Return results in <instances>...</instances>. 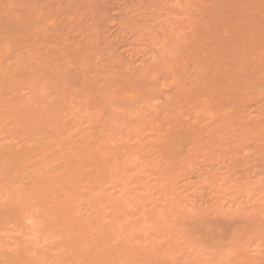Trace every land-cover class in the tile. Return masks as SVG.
Instances as JSON below:
<instances>
[{"label":"rangeland","instance_id":"1","mask_svg":"<svg viewBox=\"0 0 264 264\" xmlns=\"http://www.w3.org/2000/svg\"><path fill=\"white\" fill-rule=\"evenodd\" d=\"M24 1L26 2V4ZM28 1L29 0H27V1L26 0H0V6H1L0 10L3 9V11H0L1 12L0 13V26H1L0 27V30H1L0 31V39L2 38V35H3V39L0 40V67H2V69H3V71H1L2 69L0 68L1 69L0 70L1 71L0 72V130H2V129L4 130V128H8V131H7V129H5L4 131H1L2 133L0 132V137H1L0 143L3 142V143H1L3 145L4 142H7L9 140V142H7L6 144H7V146H9L8 144H12L14 142L13 145H11L12 147L15 146L13 148H16L18 146H20V148H21V145L23 148H26L24 146H26L25 144L28 143V145H27V147H29L28 150L29 149L31 150V148H32L33 152H35V153L30 152L31 154H33V155L29 154V156H30L29 161L30 162H27V164L24 166L18 165L19 167H17V168H19L20 170L13 171V172H17V173L13 174V172H12L13 176L14 175H18V176L22 175L21 176L22 178L18 177V176L17 177L14 176L13 178L11 176L10 177L13 180L15 178V180H17V182H18V180L21 179L19 182H22V183H20V185L22 184V186H20V187L26 188V186H28V188L25 189L26 191L29 190V191H27L28 193H32V191L35 190V188L38 189V187H39L38 185H41V186H43V185L47 186L48 185L47 187L45 186L46 187L45 189L47 191L45 195L49 196L51 199L47 196H45V197L49 198L50 200H48L47 198H45V200H44V198H42V197L38 198L39 204H40V200L42 199V201L45 202L44 205H47L50 203L49 201H52V199L54 201V198H53L54 196L56 198V201H57V199L60 200L59 196H61L64 193V189H65L64 188L65 184H63V182H64L63 179L65 180L66 176H67L68 180H69L70 175L72 174L71 169L72 168H76V170L78 169L77 171L75 169H73V173L74 172L75 173L71 177H73V178L75 177V180L78 181L79 183L71 178L69 180L70 184L68 185L69 181L67 180L68 183H66V186H65L66 189H68L69 194L72 191L73 195L74 194L77 195V197L75 196L77 198V200H75L76 198L74 199L75 201L74 200L72 201L70 199L72 201L71 203H74V206H72L73 205L72 204L71 208L69 206H67L68 204L66 203V202L70 203V201L65 200L66 202L64 205L67 204L66 205L67 207H65V208L69 207L72 211L69 210L70 211L69 212V211H67L68 209L64 210L65 208L62 207L64 205L59 206V204H61L62 202L60 203L58 201L59 202L58 206L63 208V210L65 212L66 211L69 212L70 213L69 216L71 215L70 216L71 219L69 216L66 217L67 214H65V212H62L63 210L60 209L59 207L58 208L60 210L59 209H57L58 211L56 210L58 213V216L55 215L57 213H53V214L51 213V214H49L50 218H51V215L54 218H56L55 216H57L58 222H59V219L62 222L63 220L66 221V218H67L68 221H66V223H68V224H65L64 221H63L64 223L63 222L62 223L64 224L63 225L64 227H65V225H67L66 227H70V229L69 228H65V229L71 230V228H72L73 230L75 229V231L79 229L80 232H81L80 229H82L83 231L81 233L79 231H76V232H78L79 235L84 232L85 235L83 234V236L82 235L78 236L76 234V232L74 233L73 230H71L68 233L72 236V240L75 238L74 236H77V238L81 237L80 238L81 242L80 241L78 242L77 241L78 239H74L75 243L77 241L78 246H81L80 243H85V245H87L88 242H86V240H90V239H88L90 237L92 238L93 241H95V244H96V242H99V240H95L97 238L96 237L94 238V236L101 234L99 236L102 237V239L103 238L106 239V238H108V237H106V233H107V236H108V233L110 234L109 238H108L109 242L107 240H106V242H104L105 239H104V241L100 240L101 244H102V242L107 243L106 245H104V243H103V245L105 247L101 246L102 247L101 250H100V248H101L100 245L97 246L99 249L97 248L94 250V248H96V246L93 245L94 243L91 244L92 240H90L89 243L91 245H93V248H91L92 249L91 250L90 245L87 246L85 249L86 253H88V251H89V253L87 255H89L91 252L92 254H94L93 256H97L98 259L94 257L95 262H94V260L90 261L91 259H94L92 254H90L91 256H88L89 260H88V262H86L87 260H85V259H88V257H86V256L84 257V254L82 257V255L81 256H80V254L78 255V252H77L78 249H79L78 251H80V249H82V248L84 249V247H81V248L78 247V249H77V245H75L76 249H74L75 247H73V251H70V250H68L69 252L67 251L71 255L67 254V252L64 254V252L66 251L65 248H64L65 249V251H64L63 249H61V247H59L60 250H63L62 252L59 250L61 253L58 251V248L56 249L57 251H55V248H53V247H56V246H52L53 242L49 246L52 248H49L48 245L50 244L51 240L53 241V239L51 238L50 242H48V239H49L48 235L51 234V232H49L51 230L50 229L46 230L50 233L49 234L45 231L47 236H48V237L46 236L48 243H44V244H47L46 246H44V244L42 242V244H43L42 247H44V248L47 247V248H45V250L48 249V251L50 253L52 251L51 249H54V252L52 251L54 254L51 253L52 255H54L53 260H50V261H53L55 263L56 258H58L57 261L60 260L59 264H62L61 262H63V264L64 263L65 264H67V263L71 264L70 259L73 260L72 264H77V262H79L78 264H88L90 262H91L90 264H93V262H94V264H99L98 262L101 261L100 259H103L102 263H100V264H113L114 262H116V264H117L120 261L122 262L120 264H128V263H130V261H131L130 264H163L165 262H166L165 264H224V263L225 264H229V263L232 264V262H233V264H239V263L240 264L241 263L242 264H255V263L261 264L262 262L264 263V261H262V259H264V257H263L264 256V253H263L264 252V250H263L264 249V246H263V243H264L263 242V240H264V235H263V232H264V230H263L264 229V200L263 201L261 200L262 196L264 195V194H261V192L264 191V189H263L264 186H260V184L264 185L263 184V182H264V175H263L264 174V172H263L264 171V169H263L264 168V160L263 159L264 158H262L261 161L259 162L260 157L261 156L264 157L263 156L264 155L263 154L264 148H262V147H264V145L262 144V143H264V124H263L264 115H262V114H264V100H263L264 95H262L264 93V91H263L264 90V86H263L264 85L263 84L264 83V71L262 70L264 68V63H263V61H264V59H263L264 58L263 57V55H264V43L263 42L264 41L262 40V39H264V0H51V1L50 0H48V1L47 0H44V1L43 0L42 1L37 0V1H35L36 2L35 4H33L34 0L29 1V3H27ZM21 2H23V3H21ZM30 3H31V6H30ZM40 3H41V6H39ZM45 3H47V4L50 3V6L49 7L46 6ZM32 4H33V6H32ZM36 4L38 5V8L42 9V10H39L38 8H36ZM95 5H96V7H95ZM88 6H89V9H88ZM33 7H34V9H33ZM91 7H92V9H91ZM28 8L32 9L33 12L31 10H29ZM84 8H86V9H84ZM52 9L54 10V12L52 11ZM25 10H27V11H25ZM36 10H37V12H36ZM49 10H51L54 14H52V12ZM5 11L7 12V14ZM45 11H47V12H45ZM28 12H31L32 14L30 13V15H32V17H35V20L38 22H36L34 19L29 20L28 17L30 15H28ZM92 12H93V14H92ZM72 13H74V14L76 13V14L74 15ZM37 14H41V15L43 14V15L42 16L38 15V16H41V17H38ZM90 14H91V16H90ZM52 15H54L53 16L54 18L52 17ZM73 15H74V17H73ZM98 15H101V16H98ZM50 16L53 20L55 19V21L51 22L52 19L50 18ZM55 16H56V18H55ZM42 17L44 19H41ZM25 18H26V20H25ZM48 19H49V22H51V23L46 22V20H48ZM70 19L72 21H70ZM91 19H93V22ZM31 20H33L34 22H32ZM73 20H75V21H73ZM39 21L41 22V24ZM63 21H65V22H63ZM4 23H5V25H4ZM47 23H49V24H47ZM26 24L29 26L31 25L32 27H29ZM33 24L38 25V26H36L40 29L39 30L37 28L38 32L35 29V27H33V26H35ZM43 24H44V26H43ZM72 24H74L73 26L75 28L72 26ZM40 25H41V27H40ZM75 25L76 26L78 25L79 30H77L78 27H76ZM91 25H92V27H91ZM23 26L26 29L25 32H27V30L29 31L27 35L25 34V36L23 35V32L25 30V29L23 30ZM9 27L11 30L7 31V28L9 30ZM88 27H91V28H89V30H88ZM30 28L31 29L34 28L35 31L29 30ZM80 28H84V30L82 29V31H81ZM2 29H3V31H2ZM75 29L77 30V32L75 31ZM63 30H65V31H63ZM12 31L14 32V34H11ZM20 31H22V32H20ZM61 31H63V33ZM71 31H73V33ZM83 31L87 32L88 34L86 33L87 34L86 35L85 33H83ZM4 32H7V33H4ZM79 32H82V34ZM21 33H22V35H21ZM35 33H36V35H35ZM76 33H78L77 36H76ZM94 33H96V36H95L96 38H94L95 40H93L94 36H92V35H94ZM8 34H9V36H8ZM63 34H65V35L63 36ZM68 34H69V37L67 36ZM73 34H74V36H73ZM17 35H18V37H17ZM37 35H38V39H35V37H37ZM254 35L257 36L256 38L258 40L260 38V41H261L260 43L257 39L256 40L258 41V43L253 39V38H255ZM33 36H34V38H32ZM72 37H73V39L71 40L70 38H72ZM74 37L78 40V42H79V39H78V37H79L81 39L80 42L79 43L76 42L77 40H75ZM91 38H92V41H91ZM251 38L254 41H252ZM16 39H18V40H16ZM68 39H69V41H68ZM6 40H9L8 42L11 41L10 46L8 45L9 43L6 42ZM245 41H250L252 43V45L250 46L251 43L249 42L248 44L250 47L249 46L245 47V45L247 44ZM64 42H66L68 46L70 44V48ZM91 42L92 43L93 42L98 43L96 45H99V46L97 47L96 50H95V47H93L91 45L92 44ZM73 43H75L76 50L74 48ZM5 44H6V46H5ZM253 44L255 45V47L253 46ZM63 48L65 51L61 50ZM248 48H249V50L252 51V54L255 55V57H253L252 59H251V56H254V55H251V51H249ZM71 49H72V51H71ZM68 50H70L72 53L70 54ZM246 50H247V52H246ZM58 52L61 54L60 55L61 57L59 56ZM65 53L68 54V58H67V56H65ZM75 53H76V55L78 54V56L74 55ZM248 53H249L250 57H249ZM62 55H64V57ZM72 55L76 56V57L73 58ZM69 56L72 57L70 60H72V61L74 60L75 62H77L78 65L75 64V62L72 63V65L74 64V66L70 65L72 61L69 60V58H70ZM65 57H66V59H65ZM78 57H80V58H78ZM114 57H116V58H114ZM245 57L246 58L249 57L250 59L248 58V61H247V59ZM77 58L79 60H76ZM81 58L82 59L84 58L85 61L86 60L88 61V62H85L83 59V61L88 66L85 67L84 65H86V64L84 62H80V60H82ZM237 59H240V60L238 61ZM255 59L258 62H256ZM63 60L66 62H64ZM68 61H70L69 62L70 64L68 63V65H67ZM89 61H90V63H89ZM96 61H97V64H95ZM236 61H237V63H236ZM250 61L252 62V64L250 63ZM239 62H241V63L244 62V64L241 65L242 69H240V65H238ZM106 63L113 67L112 70H114V72H115V70H117V72H115V73H117V76H118L119 75L118 72H119L121 77H119V78L117 77V79H119V80H117V79L113 80L112 79L113 83H116L115 86H113L114 84L112 83V81H110L111 79H108L109 83L108 82L106 83V81L104 80V83H106L109 86V88L111 87V89L112 88L114 89L117 85L116 93L113 92L114 91L113 89H112L113 91L111 93H113L114 95L116 94V96H120V97H122V95L124 94L123 97L121 98V99H123V104H122V100L120 99V97L116 98V96H113V94L111 95V93L107 94L106 91H105L106 93L103 92L104 90H107V89L109 90L108 86H107V89H102V90L99 88H96L97 89L96 92L98 91V89L101 90L102 91L101 95L103 94L102 96L103 97L105 96V98H106L105 101L108 100V102H110V104L107 102V106H109V105L110 106L106 107V103L104 101V98L100 97L101 95L99 93H96V95L97 94L98 95H97V98L96 97L95 98H96V100L98 99V101H100L101 104H100V102L98 104H95L94 101H96V100L94 99V101H93V96H92V94H95V92H93L95 90V88L92 87L91 88L92 90H90L89 87L88 88L86 87V86H88V84L90 87H91V84H94V83L97 84L95 82V77H98V78H96V81L98 79V81L100 83V81L104 78V76H102V71H100V70H102L101 67L107 66ZM253 63H255L254 64L255 68L253 66ZM258 63L260 64L259 68H262L261 66L263 64V68L260 69V71L261 70L263 71L262 75H258V73H260V74L262 73V71L260 72L258 70V66H257ZM102 64L103 65L105 64L106 66L105 65L103 66ZM79 65H81L80 71H78ZM91 65L92 66L95 65V66L92 67ZM65 66L67 69L64 68ZM71 66H72L71 71L75 70L76 67L78 69V70L76 69L75 71L71 72V74L74 73L73 76L75 75L76 79L72 75H71V77L70 76L66 77L68 75L67 72L70 73V71H68V69L69 68L71 69ZM73 67L75 69H73ZM235 67H237V70ZM247 67H248L249 71H248ZM250 67H252V69H254V70H252ZM94 68H95L96 72L100 73L101 76L98 75L97 73L89 74L88 71L94 72V70H93ZM84 69L85 70L87 69V70L85 71ZM83 70H84V72L82 73ZM240 70H241V72H240ZM234 71H237V73ZM245 71H247V72H245ZM255 71L258 73H256ZM65 72L67 75L65 77H63L65 75ZM75 72H77V73H75ZM234 73L238 74V77L243 73L244 75L242 74V77L241 76L239 77L243 81L239 80V78H237V75ZM95 74H96V76H95ZM255 74H257L258 78L259 77L261 78V76H263V78H262L263 80L260 78H259L260 80H258L256 78ZM122 75H124V76L122 77ZM245 75L247 77H245ZM100 77H101V79H99ZM60 78H62V79H60ZM66 78H68V79H66ZM124 78L126 81L130 79L131 84L130 83L129 84L132 85V83H133L134 85L131 87L130 86L128 87L129 81H127L126 83L124 82V84H125L124 85L122 82V81H125ZM247 78L254 80L255 83L251 84V83H253L252 80H251L252 81L251 83H248L250 81H247V80H250V79H247ZM255 78L258 80V82ZM70 79H73V80H70ZM83 79L85 81L86 80L89 81L88 84H85L83 82L85 84V86H83L84 84L81 82ZM236 79L239 82L241 81V83L243 82L242 83L243 85H244L245 81H247L248 84L245 83L244 87L241 84L238 85L239 82H237ZM62 80H64V81H62ZM69 80L72 83H70ZM234 80L237 83H235ZM61 81H62V84L64 82H67V83H64V85H62L61 83H59ZM117 81H118V83L121 81V83H119V85H118ZM232 81L234 83L231 85L232 86V88H231L228 85H230V83H232ZM80 82H81V84H80ZM256 82L260 87L255 86ZM53 83L55 84L56 87L52 86ZM57 83H59L60 85H57ZM74 83L76 86L74 85ZM86 83H87V81H86ZM101 83L103 84L102 81H101ZM65 84H67V85H65ZM78 84L79 85L83 84L82 85L84 87L83 89H85V87H86L87 90L82 91L81 90L82 87L79 86ZM234 84L237 86L235 87ZM250 84H251V88L253 85L255 86V87H253L254 90H253V88L251 90L250 89L246 90V88H247L246 85L249 86L248 88H250ZM61 85L64 87L63 89H61L62 88ZM121 85H122V88L120 87ZM126 85L128 88L126 87ZM240 85L242 86V88ZM59 86H60L61 92L59 90L57 91ZM66 86H68V88ZM75 87H77L76 90H75ZM125 87H126V90L124 89ZM133 87H136V88L133 89ZM138 87H139V90H136V92L140 91V89H141L142 93L138 92L139 94L135 95V93H136L135 89H138ZM104 88H106V86ZM118 88H119V90H118ZM131 88L134 90L135 100L138 99L136 101L135 100L132 101L130 99V98H133V94L131 93V92H133V90ZM229 88H231V89L229 90ZM255 88H256V90H255ZM120 89H122V92H120L121 91ZM128 89H129V93H128L129 96L127 97V94L124 92L125 91L128 92ZM130 89H131V91H130ZM242 89H243V92H245L246 94L245 93L241 94ZM258 90H261L260 91L261 93L258 92ZM78 91H79V93H78ZM80 91H82L83 93L85 91L84 94H86L88 91L87 95H85L88 97V99L86 97L87 100L83 99V97H82L83 93L82 92L80 93ZM90 91L92 94H90ZM225 91L227 93L229 91H231V92L226 94ZM238 91L240 92V95H238L239 94ZM247 91L251 95H249V94L247 95ZM250 91H251V93H250ZM256 91H257V93L255 96L257 98H260L261 100L260 99L257 100V98L254 97L253 93ZM74 92H77L78 94H76ZM236 92H238V94ZM202 93H203V96H202ZM234 93H236V95H238V97L239 96L241 97L243 95L241 100H240L241 103L239 101L240 98L236 99L237 97L233 96V95H235ZM62 94H63V96L65 94V97H63ZM141 94H143V95H141ZM230 94L233 96V101H236V102L238 101V104L236 102L233 103L232 101H230L232 99V97H231V99L229 97V96H231ZM257 94H259L258 96H260V95L261 96L258 97ZM96 95H94V96H96ZM106 95L107 96L109 95L108 99H107ZM139 95H141V96H139ZM205 95H206L207 99H205L206 98ZM226 95H228V96H226ZM142 96H143V98H142ZM110 97L111 98L114 97V98H112V102L110 100ZM125 97L127 100L124 99ZM178 97H179V99H178ZM243 97H245V99H243ZM248 97L251 99L248 100ZM115 98L117 100L120 99L118 101H119V103H121V105H124L122 107H124L125 109L124 108L121 109L122 107L120 104H118V101H116L117 104H115L116 102L114 103V101L116 100ZM222 98H223V100H222ZM234 98H235V100H234ZM254 98H256V99H254ZM200 99H201V101H200ZM202 99L203 100L205 99V101L207 103L205 104V101H203ZM141 100L145 104L142 103ZM176 100H178V102ZM226 100H227V102H224ZM146 101H147L148 105L146 104ZM194 102H196L197 106H200L199 107L200 109L197 108L196 105H194ZM208 102H209V105L212 103L213 104L212 107H214L215 109L211 108L208 105ZM175 103H176V105H175ZM179 103H180V105H177ZM199 103H201L202 105ZM222 103L223 104L225 103V106L222 105ZM203 104H204V107H203ZM230 104H231V108H232L231 110H229V108L228 109L226 108L227 106L229 107ZM239 104L240 105L242 104V106L243 105L244 106L240 107ZM205 105H206V107H205ZM207 105L210 108L207 107ZM100 106L102 108H100ZM219 106H221L222 108ZM235 106H237V107L239 106V110L241 112L238 110H237L238 112H236V110H234ZM237 107H236V109H238ZM103 108H105V109H103ZM196 108L198 111L196 110ZM205 108H208L209 110L208 109L204 110ZM220 108H221V110H220ZM181 109L183 111H180ZM224 109L225 110L227 109L229 111L226 110L227 112L224 113ZM176 110L179 111L180 116L177 115L178 118L176 117V114H175V113H178V111H176ZM218 110L220 112H218ZM222 110H223V112H221ZM256 110L261 111V114L259 111L257 112ZM202 111H204L203 112L204 114L202 113ZM206 111H207V113H206ZM242 111H243V113L245 111V113H244L245 115L242 114ZM180 112H182V113H180ZM191 112L194 114H191ZM210 112H212V113H210ZM213 112L215 114L218 113L217 114L218 116H219V113H221V116L224 115L223 119H224V117L226 119L227 114L229 115L230 112L231 113L236 112L235 114H237L236 115L237 117H238L239 112L241 113V115H240V117H238L239 118L238 119L237 117H234L235 115L233 113H232L233 115L230 113L231 117H233L231 123L229 121V119L231 117H229V116H228L229 119L227 117L228 121H225V119H224V121L227 123L229 122L228 124L231 126H229L227 123H225V125H227L225 127V125L224 126L222 125V124H224V122H223V119L221 118V116H220V118L218 117V119H217V117H216L217 115H215ZM255 112H257L259 114L256 113L257 116H255ZM246 113L247 114L249 113V114L247 115ZM198 114H199V116H198ZM208 114H210V116L212 114L211 118L209 116H207ZM213 114L215 115V121L216 122L214 121ZM168 115H170V116H168ZM201 115L203 117H200ZM205 115L207 116V119H206V117H204ZM261 115H262V117H261ZM163 116H164V122H163V124L160 125V122H162ZM171 116L174 119V121H171V119L169 118ZM251 116H253V117H251ZM179 117H180V119H179ZM212 117H213V119H212ZM166 118H167V121H166ZM240 118L241 119L244 118L245 121L247 118H249V121H250V119H252V121H250L248 123V119L245 122V121H243V119L241 121ZM193 119H194V121H193ZM221 119H222V121H221ZM235 119L237 121V124L234 123V122H236ZM165 121L166 122L169 121V124L167 125V123H165ZM255 121H257V123ZM258 121H260V123H262L263 125L258 124ZM170 122H173V123H171V124H173V125H171L173 129L170 128L171 127ZM232 122H233V124H232ZM241 122H242V124H240ZM251 123H252L253 127L255 128V129L253 128V130H252V125L250 126ZM2 124L5 125V127H3ZM215 124H217V127ZM247 124H249V126H248L249 128L247 127ZM220 125H222V127ZM244 126H246V127H244ZM212 127H215V128L219 127L218 128L219 130H216L215 128H212ZM227 127H229V128L225 130V128H227ZM234 127L235 128L238 127V128H236L237 130L234 129ZM239 128H242V129H240L241 132L240 131L238 132ZM246 128H248V129L246 130ZM259 128H260V130H259ZM232 130H234V134H236L235 135L236 137L234 136ZM214 131L215 132L220 131V132L219 133L216 132L217 133L216 134V133H214ZM242 131H244V132L249 131L248 132L249 134H247L246 132L244 133ZM251 131H254V132L258 131V132H257V134H254V132L250 134ZM230 132H232L233 135ZM236 132H238V133H236ZM260 132H261V134H259ZM241 133H243V135ZM10 134L13 136L8 137L7 135H10ZM169 134H172L171 135L172 137ZM239 134H241L240 136H243V137L238 139ZM253 134L255 135V137ZM4 135H5V137H4ZM2 136H3V138H2ZM18 136H21V137H18ZM22 136H24V137L22 138ZM179 136L182 137L184 141H182L181 140L182 138L180 139ZM247 136L249 138H247ZM25 137H28L27 138L28 140L25 139ZM30 137H31V139L33 137V140H31ZM35 137H38V138L36 139ZM53 137H54V139H55V137L56 138L58 137L60 139L57 138V140H58L57 141L56 139L54 140ZM68 137H69V139H68ZM9 138H11V139H9ZM15 138H17L18 140L17 139L15 140ZM20 138L22 140H19ZM172 138H174V140ZM4 139H6V140H4ZM23 139L27 142H24ZM39 139H41V141H39ZM42 139L43 140L46 139V142H48V143L51 141L54 144H55V141H57L56 142L57 144H55V145L59 144V148H60V146H62V145L63 146H62V148H60V149L58 148V150H55V149H57V147H55L54 144L51 145L52 143L50 142V147H49V144L45 143L49 147L48 148L47 146H44L45 141H43ZM169 139H170V141H169ZM171 139H172V141H171ZM178 139H180L184 143L183 146H181V144H183V143L181 141H180L181 143L178 142L179 141ZM11 140H13V141L10 142ZM175 140H177V141H175ZM15 141L18 143H16ZM20 141H22V142H20ZM59 141L61 144L59 143ZM32 142L33 143L36 142L37 143V144L35 143L36 146L40 142H43V144L40 143L37 147L35 146L37 151H39V152L34 151L35 147H31L32 145L29 146ZM127 142H128V145H130L131 147L127 146ZM142 142H144V143H142ZM169 142L171 143V145ZM139 143L142 146H138ZM172 143H176V145L180 143L177 146V148L180 150H183V151L181 153H179L178 151H176L174 153ZM41 144H42L41 148L44 147L43 148L44 152H40V151H42V149L40 148ZM166 145L168 147H165ZM173 145H175V144H173ZM51 146H52V148L55 147L54 152L52 151L53 149L51 148ZM200 146L202 147L203 150H200V148H201ZM217 146H219L220 148ZM138 147H140V149ZM214 147H217V149H214V150L218 154L220 153V151L222 152L223 149H225L223 151H226V152H227L228 148H230L229 151L231 150V148H233L234 150L232 149L233 151H230L231 153L230 152L229 153L228 152L227 153L222 152L219 154V157L215 153V151H214L215 154L213 155L212 153H210V152H212V150H209L208 152L211 155H213V157H215L217 155L216 156L217 158H215V160H213L214 158H212V156L210 154L205 155V152H207L208 149H212ZM39 148H40V150H38ZM50 148H51V153H47L48 151L50 152V150H49ZM165 148H167L166 150L170 149L169 151H171L170 153L168 151L167 155H170L168 157H167V155L165 156V152H167L165 150ZM177 148L175 149V147H174L175 150H177ZM218 148H219V150H218ZM17 149H19V148H17ZM89 149H90V151H88ZM125 149H126V151H125ZM259 150H261L262 153ZM126 152H128V153H126ZM163 152H164V154L161 155ZM39 153L41 155H42V153L49 154V155L45 156V158L49 156L46 160L47 162L45 161V159L43 157L44 155L42 156V158L45 161V163H44V161H42V158H39L41 160L38 159V157L41 156ZM225 153H226V155L231 154V155H228V157L230 156L231 158L230 157L228 158L226 155H223L222 159H221L220 158L221 154H225ZM232 153H234V154H232ZM236 153H238V156ZM246 153H247V155H246ZM259 153H261V156L258 155ZM36 154L38 157L36 156ZM235 154H236L237 158L235 157ZM131 155L135 158V159H133L134 162H132V163L130 162L131 157H132ZM209 155H210V157L207 158V156H209ZM239 155H243V156L240 157ZM256 155L259 158H257ZM34 156L37 157L36 161H33V160H35L32 158ZM163 156H165V157L163 158ZM224 156L226 159L223 158ZM232 156L234 157L235 160L233 159ZM123 157L126 158V159H124L126 161H124L122 159ZM63 158L65 159V161H62V160H64ZM66 158H67V160H66ZM129 158H130V160H129ZM121 159H122V163L125 165V167L123 166V164L121 165ZM217 159H218V163L219 164L221 163L220 165L216 164ZM230 159L233 161V164L235 166H236L237 162L239 164H243V165L240 166L237 163V166H236L237 168H235V167L233 168V164L228 163V160L230 162H232ZM241 159L244 161H242ZM250 159H252L251 161L254 162L253 164H251L252 162L250 161ZM68 160H70V161L72 160L71 162L73 164ZM256 160L260 164H258V166H253L254 164L257 165ZM38 161L40 163H43V164H41V165L38 164L39 163ZM116 161H117V164H116ZM128 161L131 164L128 163ZM235 161H236V163H234ZM246 161H248V163H250V162L251 163L248 165V163H246ZM31 162H33V163L29 164ZM34 162L36 163V167L33 166ZM68 162H70V164H72V165L69 166L70 164ZM224 162L226 163V165ZM46 163H47V165H46ZM244 163H246V164H244ZM63 164L65 166H67V167H64L65 169L64 168L62 169ZM222 164H223V168L221 167ZM261 164H262V166H260ZM30 165L32 167H34V168H32L34 170L37 168L35 171L40 169L41 172H39V171L33 172L34 170L31 169ZM44 165L46 166L45 169L43 168ZM76 165H77V167H76ZM251 165H252V167L248 168V166H251ZM58 166L61 169H58ZM109 166H110V168H109ZM120 166H122V167H120ZM217 166L218 167L220 166V168H218ZM225 166H227V167H225ZM228 166H231V167H228ZM23 167L24 168L27 167V168H25L26 171H28V169L30 170V171L26 172L28 174L27 177H26L25 169ZM111 167H112L113 171H112ZM117 167H119V168H117ZM135 167H137V168H135ZM241 167H243L245 170ZM255 167L257 168L256 171H255ZM67 168H70V169H67ZM120 168H121V170H120V172H118V169H120ZM122 168H126V169H122ZM130 168H132L131 170H133V171L129 170ZM140 168H142L143 171ZM227 168L228 169L233 168L232 170H234V172L238 168L240 170L238 169L239 171L237 170L234 173V172H231L232 170L230 171ZM66 169H67V171H66L67 174H68V172L71 171L68 175H65L66 173L64 171ZM115 169L117 172L115 171ZM210 169H211V171H210ZM220 169H221V171H220ZM222 169L224 171H222ZM246 169L247 170L249 169V171L247 172ZM21 170H23V171H21ZM57 170H58V172L60 170H64V171L62 173L60 171L59 172L60 175H58V177L60 176V178L56 179L57 175L55 176L54 175L55 173H52V172H55ZM216 170H217V173L220 172L219 176H217L218 174L215 173ZM225 170L227 173L225 172ZM253 170H254V172H253ZM114 171H115V173H114ZM121 171H122V173H121ZM123 171H125V172H123ZM126 171H128L129 173L131 172L130 173L131 175H129ZM207 171L210 174L215 171L214 173L216 175L214 173H213L214 176H213V174H211V176H209L210 174L206 175ZM19 172L20 173L22 172V173L19 174ZM58 172L56 174H59ZM99 172H100V175H101V173L103 175V176L101 175L103 177L102 181L100 179L102 177L100 175H99L100 177L98 176ZM104 172L106 173L105 175L103 174ZM224 172L226 173V175H224L225 174ZM237 172H239V173H237ZM249 172H251V173L249 174ZM252 172H253V174H252ZM256 172H258V173L256 174ZM94 173H96V175ZM228 173L230 175H228ZM231 173L234 176H232ZM236 173L237 174L243 173L244 175L247 174L248 178H247V176L245 177L243 174H240V175L244 176V179L243 178L241 179L242 176L240 177V175H237ZM260 173H261V176H260ZM51 174H53L52 177H51ZM120 174H122L123 179L126 180L127 183L130 181L129 184L126 185V182H124V180L121 181L122 176ZM126 174H128V176ZM29 175L34 176L33 180H32V177H30V180L28 179ZM77 175H78V177H76ZM108 175H110V176L114 175V176L110 177ZM205 175L207 177V180H209L208 184H210V183L212 184L216 180L218 183H219V181H220V183L224 182L225 184H222L224 187L219 186L220 183L219 184L214 183L212 185L210 184V186H209L207 184L206 178L204 179ZM222 175L224 177H222ZM45 176H47V177H45ZM49 176L51 177L50 181L46 180V179H49L48 178ZM104 176H105V178H104ZM129 176H131V177H129ZM212 176L214 178L215 177L216 178L214 179ZM226 176H228L231 179V181ZM230 176L236 177L237 179L231 178ZM54 177H55V179H53ZM114 177H116V178H114ZM128 177L130 179L135 178V180L132 181V180L128 179ZM167 177H168V179H170L169 183H165V181L167 182ZM208 177H210V178L208 179ZM211 177L214 180L211 179ZM218 177H220L222 179L224 178V180H226V182L225 181L221 182L222 180H220V178L218 179ZM253 177H256L257 180L254 178L255 180L252 181ZM16 178H18V179H16ZM24 178L28 179V180L26 181ZM42 178L43 179L46 178V179H44L43 184H42V182H40V181H42ZM92 178H93V180L94 179L95 180L93 181ZM246 178H247V180H245ZM87 179H89L88 180L89 182L87 181ZM105 179H107V181ZM233 179L235 181L241 180L240 182H242V183H241V185H239V187L240 186H242V187L237 188V185L239 184V182H235ZM258 179L259 180L263 179V180H261L262 181L261 182ZM60 180H61V182L62 181L63 182L60 183V185H59ZM71 180L74 184L71 182ZM96 180L97 181L99 180V181L97 182ZM195 180H196V182H195ZM198 180H200V181H198ZM201 180H204L205 182L203 181V183L199 184V182H201ZM244 180L247 182H245ZM33 181H34V183H33ZM36 181H38L36 183V184L39 183L38 185L35 184ZM52 181H53V183H51V185L52 186L54 185L53 188L50 187L51 185H49L50 182H52ZM55 181H58V182L55 183ZM91 181H93V183H91ZM17 182H16V184H17ZM19 182H18V184H19ZM23 182H24V184H23ZM31 182L33 183L32 185L29 184ZM44 182H46V183H44ZM161 182H162V184H161ZM186 182H188V184H187L188 188L191 187V188H189V190H190L189 192H188V189L186 187L187 186ZM191 182L195 184L196 190H194V187L192 188V186L194 184H192ZM251 182L254 184L253 186H255V187L252 186ZM77 183L80 185V187H78L79 185ZM99 183H100V185L102 184L101 187H100ZM204 183H206V184L204 185ZM226 183L228 184L229 188H228V186L225 187V185H227ZM235 183H236V185H234ZM245 183H247V185ZM248 183H250V184H248ZM62 184H63V186H62ZM92 184H94V185H92ZM95 184H96V186L99 185L98 187H100L102 190L100 188H96ZM151 184H153L154 187H152ZM197 184L200 186L203 184L204 187H206V185H208V187H206L207 192L210 190L209 187H211L212 189L210 191L213 194V197H212V194L210 193V191L208 193L204 194L201 191V190L205 191L204 189H202L204 187L201 186L199 188V187H197ZM33 185H35L36 187H34ZM55 185H56V187H59V188H56ZM135 185H137L138 187ZM217 185H218V187L222 188V190L220 192H219L220 188H218ZM248 185H251V186L245 187ZM67 186H70L71 188H72V186H75V188L76 189L78 188V190H76L74 187L71 190V188L70 187L68 188ZM102 186H103V188H102ZM160 186H162V187H160ZM165 186H166V188L168 187V190H170V192L173 191L174 193L173 192L169 193L168 190L166 192V190L164 188ZM29 187L31 189H29ZM40 187H39V190L41 191L42 189ZM54 187L56 188V190H54ZM126 187H128V188H126ZM156 187L160 188V190L156 189ZM256 187L257 188L260 187L259 190L262 187L263 190L261 189L260 190L261 192H259L261 196L259 195ZM49 188H52L54 191L53 190L50 191L51 189L47 190ZM92 188H94L95 190ZM120 188H121V190H120ZM129 188H130V190H131V188L134 189V190H131L132 192H134L135 190L140 191V192L135 191L133 193L135 195V198L138 199V201H137L138 206L141 205L139 198H141L142 195L144 196V197L142 196V198H144L143 200H145V201H143L142 204L144 206L146 204L147 206H145V208H143V206H141V208H142L141 210L143 212L147 211V210L144 211V209H149L150 207H152V208H150V211L149 210L148 211L151 212V214L153 213V211L154 212L157 211V215H156V213H154L156 216H152L154 214L151 215V214H149V212H147V215L143 213L145 215V217L147 216V218H149L148 214L151 215L152 218L151 217L149 218L150 223L152 220L154 221V222L152 221V223H151L152 226H150V224H147V225L142 224L143 221L146 223H149V220L147 218H143L144 216L142 217V214L140 213L142 211L139 209L140 207H138V209H137L136 208L137 206H136L135 207L136 211L133 210V207L135 205L127 208V205L134 200L133 199L134 195H131V191L128 190ZM161 188L162 189L164 188L163 191H161ZM208 188H209V190H208ZM223 188H225V190ZM232 188L238 189L237 191H238L239 195L238 194L236 195L235 193H237V192L235 190H233ZM243 188L245 190L247 188H249V189H247L245 191ZM105 189H106V191H105ZM145 189L147 190V192ZM242 189H243L244 193L242 192ZM251 189L257 192L259 198L261 197L260 200H258L259 198L257 195L251 196V194H253V192H254V191L252 192ZM74 190H76V191L74 192ZM80 190H81V192H80ZM86 190H88V191H86ZM118 190L121 192H119ZM126 190L128 191V193ZM143 190H145V191H143ZM198 190L200 192H198ZM40 191H39V193H40ZM62 191H63V193H62ZM99 191H104V193H101V192L98 193ZM122 191L124 193H122ZM158 191H159V194L156 193ZM160 191L162 192V194L164 196L160 195L161 194ZM164 191H165V194L167 193L166 197H165V194L163 193ZM185 191H186V193H185ZM214 191L216 194L214 193ZM247 191H249V192H247ZM35 192H33L32 197L30 196L32 199L39 196L38 193L34 194ZM43 192H45V190ZM43 192H41V193H43ZM48 192H53L52 194H55L54 192H56V194L52 195L50 193L51 195H48ZM65 192H67V191H65ZM110 192L113 194H111ZM221 192H222V194H221ZM225 192H226V194H225ZM92 193L94 194V196ZM119 193H120V195H122V194L124 195V196L123 195L121 196L122 198L124 197L127 199V196H128V199L126 201L132 200L130 202L128 201V204L125 205V207L122 206L125 209H121V212L126 211L125 214H128V212L130 213L131 211H133V212L128 214V216L126 215L127 216V221H126V220H124L125 216H124V218L122 216H120V215H124V212L121 213L120 211L119 212L116 211V213H120V215L118 214L119 218L116 219V214L114 213L113 217H114V220L116 221V223L114 222L115 224H113V225L118 227V225H116V224H119L124 233L126 231H128V226H131V224L133 225V223H135V225L131 228L135 229L137 227L136 231H138L137 229L140 228L141 225L143 226L142 227L143 230L152 227V228H150L149 232L147 230H145V232L147 231L146 233L148 234V236L146 234H144L145 232L143 230L142 231L139 230L144 235V237L146 236L148 238L149 236L150 237L152 236L151 239H150V237L148 239L145 237V240H146L144 243L145 245H143V242H142L143 236L141 233L135 232L136 233L135 234L133 231L130 232L134 236L132 234L128 233L127 237L128 238L130 237L129 239L131 241V242H129V239L128 238L126 239V236L120 234V233L123 234L122 231L120 232L121 229L116 228L117 230H114L113 229L114 226L111 225L112 223H110V220L107 219L108 216L111 217L112 212H114V210H115V209L112 210V208H114L112 206V204H111L112 208L109 207V208H111L110 211H112V212H110L108 210V208H107L108 204L112 203L109 200L113 201L115 199L114 196L116 197L115 200H117L118 199L117 194L119 196ZM147 193H148V195H147ZM188 193H189V196H188ZM217 193L218 194L220 193V196ZM231 193L233 194L232 196L234 198L230 197ZM247 193L249 194V197H248ZM95 194L99 195L100 198L102 197L103 199L102 200L100 199V200H101V202L103 201L105 203L101 204V202L97 199V198H99V196H95ZM172 194H173V196H172ZM174 194L177 195L176 199L179 198V200H181V202L183 204H184V200H185V204L188 202L186 205L184 204L185 208L183 205H181L182 207L180 206L181 202H179V200H177V202L175 201L174 198L176 196ZM214 194L216 197L214 196ZM35 195H38V196H35ZM56 195L59 198H57ZM125 195H127V196H125ZM224 195L226 197H228L227 200H226V197ZM33 196H35V197H33ZM64 196L65 195H63L62 197H64ZM84 196L86 198L88 196L89 199H86ZM92 196L94 197L93 199H97V200H93ZM158 196H161V198L164 197V200H163V198L161 199ZM244 196H246L247 198ZM73 197L74 196L71 195L72 199H73ZM80 197L83 200L85 198V202L82 199H80ZM218 197H220L219 198L220 200H218ZM238 197L241 198V200H239ZM107 198H109V199L107 200ZM119 198H120V196H119ZM166 198H168V200ZM171 198H173L174 200H172ZM215 198L217 200L214 201ZM263 198H264V196H263ZM36 199L37 198H35V200L34 199L33 200L37 204L33 200L32 201H33V204L35 203L34 205H36V207H37L38 202ZM64 199H66V198H64ZM90 199L93 200L94 202L93 201L91 202ZM151 199H152V201H151ZM46 200H48V201L46 202ZM89 200H90V202H89ZM148 200H150V201H148ZM75 202H76V204H75ZM79 202L82 203L83 205L80 204ZM144 202H146V203H144ZM153 202H154V204H153ZM216 202H217V204H216ZM91 203H93V206L96 204V206L93 207L92 205H90ZM156 203H158V204H156ZM177 203H179V205ZM190 203H191V205L194 203V205H193L194 207L198 206L200 204L201 207H199V206L198 207H199V209L203 207L202 210H204V211H201V210L200 211L204 214V215L202 214L203 216L206 215L205 217H207L209 215L213 220L214 216L217 215V216H215V218L213 220V222H216V223L213 224L210 217H208V219H210V222L213 226H211L208 219L205 220L206 219L205 217H204L205 219L203 218L205 220L204 221L205 223H204L203 221H201L203 219L199 218L201 216V215H199V213H197L195 216L197 217V215H199L197 220L199 221V219H200V222L195 221L196 217L193 216L194 217L193 218L191 216L194 215V213L196 212V209L198 207H195L193 209V207H191ZM41 204L43 205V202ZM84 204L88 208H86L84 206ZM155 204H156V206H155ZM174 204L178 205V207L175 206ZM188 204H189L190 208L193 209L195 212H193V210H191V209L189 210ZM214 204H216V205H214ZM87 205H89L90 208ZM99 205H102V206L100 207ZM160 205H162V206H160ZM212 205H214L215 207ZM218 205H220V207ZM78 206L81 208V210L79 209ZM153 206H154V209H153ZM222 206H223V208H222ZM232 206L235 210L233 208L231 209ZM42 207L44 208V206H42ZM42 207L39 208L40 217H41L43 212L45 213L44 210L42 211V209H41ZM92 207L94 209L96 207V209H95L96 211L99 210L97 208L100 207V210H103L104 213H103V211L96 212ZM162 207L163 208L165 207L163 211H161ZM166 207H168V208L170 207L173 211H174V208H176L175 214H174V212L172 213L171 210H168V208H166ZM216 207L219 208V210H217ZM226 207L227 208L229 207V208L226 209ZM101 208H103V209H101ZM177 208H179V209H177ZM33 209H31V211H35V206ZM73 209H74V211H76L75 212L76 215H74ZM91 209H92V211H91ZM128 209H129V211H127ZM166 209H167V211H166ZM223 209H224V211L226 210L225 212H227V211L230 212L229 209H231V212H233V210H234V212L236 210L241 211L242 209L244 211L245 210L246 211L242 212V213L240 212L241 214L238 211H236L235 214L238 216H234L235 215L234 212H233V214L229 213L232 216H230V215L225 216ZM158 210H160V211L158 212ZM179 210L183 211L182 215H181V213L178 212ZM185 210L187 212H189V211H191V213L193 212L192 214L189 212L190 218H188V216H186L188 214L185 215V213H187ZM39 211L35 212V215H36V213L38 214ZM59 211L62 212V215H59V213H60ZM77 211L79 213H77ZM168 211H170V213H168ZM136 212H138V213H136ZM177 212L179 214L176 216ZM197 212H199V211H197ZM201 212H200V214H201ZM215 212H219L221 214L217 213V214L213 215ZM63 213L65 215H63ZM86 213H88V214H86ZM166 213H167V215H166ZM171 213L174 214L175 218H172L174 216ZM237 213H239L240 215ZM85 214L87 217H89V221H90L89 224H94V223H92L94 221L97 224V222L100 220V223L98 222V224H100L101 226L104 224V226H106L105 225L106 222L109 221L107 223L109 226H107V227L113 226L112 229L114 230L113 231L114 234H112V232L110 233L111 230H108L109 228L106 229L104 226H102L101 228L105 229L109 232H107V231H106V233L103 232L105 230H102L99 227L100 225H98V226L95 225V226H96V229H97V227L100 228L102 230V232L100 231L101 233L100 232L98 233V231L100 230L99 229V230H97V232L95 234L96 230L95 231L93 230L95 228L94 226H93L94 228L89 227L90 225H88L86 227L87 223H85V221L87 222V220L85 218H87V217L85 216ZM101 214H104V215L106 214V217H103V215H101ZM134 214H136L138 216H135ZM161 214L166 215L165 217L168 216L169 218L170 217L171 218L170 219L168 217L165 218L164 215H162L163 217L160 219L159 217H161ZM223 214H224V218L225 217L228 219L232 218V219H229L230 222L228 219L227 220L224 218H223L224 220L222 219ZM39 215H38V217H39ZM44 215L45 214H43L42 216H44ZM77 215L80 216L79 219L77 218L78 217ZM90 215H92V216L94 215V216L90 218ZM100 215L105 221L102 218H100ZM129 215H131L130 218H129ZM179 215H180V217H178ZM64 216L66 218L62 219V217H64ZM181 216H183L185 221H186V219L188 221L185 222ZM203 216H201V217H203ZM218 216H219V218L217 219ZM95 217H96L97 221L94 220ZM121 217L123 218L124 221L122 220ZM133 217H135L134 219L136 221L133 220ZM47 218H49V216ZM164 218L167 219L168 222H167V220H164ZM180 218H181V220H180ZM72 219H76V221L78 223ZM90 219H92V220H90ZM155 219L157 220V223H156ZM162 219H163V221L161 222ZM172 219L175 220L176 223L178 220H180L177 223L178 225ZM215 219L218 222L221 221L222 223H220V224L223 225V227H221L220 225H219L220 227H217L218 225H217V221ZM39 220H41V218H39ZM42 220H43V218H42ZM70 220L72 223L69 222ZM111 220L113 222V219H111ZM117 220H119V221L117 222ZM121 220H122V222H121ZM128 220H130V221H128ZM140 220H142V221H140ZM52 221L55 222V220H52ZM81 221H82L83 227L80 226V228L78 227V229H77V226H79L78 224H80ZM103 221L105 223H102ZM125 221L127 222L126 224H125ZM132 221H133V223H132ZM181 221L184 223H182ZM158 222L159 223L161 222V224H158ZM195 222L197 223V225L199 227L203 224L202 225L203 227L200 228V229L203 228V230H202L203 234H202V232L201 233L198 232V235H197V231L196 232L194 231V229L197 230L199 228ZM208 222H209V224H206ZM223 222H224V224L226 223L225 224L226 226H224ZM128 223H130V224L128 225ZM165 223H169V224L165 225ZM227 223L229 225H227ZM55 224H56V222H55ZM59 224H61V223H59ZM69 224H70V226H68ZM122 224H124L125 226L124 225L122 226ZM175 224L177 225V227H175ZM204 225H205V227H204ZM207 225L211 226L212 230L209 227H206ZM63 226L60 225L59 227L61 228ZM192 226H194L196 228L198 227V228L196 229V228H193ZM215 226H216V228H218L219 231H220V229L222 231V228L225 227L226 232L224 230V232L220 231L223 234H221V233H218V235L214 234V230L216 229ZM46 227L48 228L49 226H46ZM46 227H44V228H46ZM84 227L86 229H84ZM111 227H110V229H111ZM125 227H127L126 228L127 230L125 229ZM157 227H158V229H156ZM181 227H183L182 230H180ZM226 227H228L229 230L226 229ZM60 228H58V230H57V228L56 229L54 228V230H57V231L53 233L54 230H52L53 235L56 236V235H59V234H56L57 232H59V233L63 232V231H60ZM63 228H62V230H63ZM91 228L93 231H91ZM131 228H130V230H131ZM167 228H170V229H168V231L166 232L165 230H167ZM173 228H174V230H176L175 232L173 230H171ZM200 229L198 231H201ZM207 229H209V231L212 232V233L210 232L212 235L208 232L210 234L211 238L209 237L208 233L206 232ZM237 229H239V230L242 229V231L240 230V232H239V230L237 231ZM86 230H87V232L91 231L92 234L90 235L89 232L88 233L86 232L87 233L86 234L85 233ZM151 230L152 231L154 230V231L151 232ZM160 230L162 233L163 232L165 233L166 240L170 239V242H168L169 240L166 241L165 239L162 241L159 240V238L164 236V234H162L160 232ZM218 230H217V232H218ZM115 231H117L121 235V236H119V234H118V236L120 237L119 240L115 239L117 237L116 236L117 232H115ZM171 231H172V233H171ZM190 231H192L193 233L191 234ZM67 232L68 231H65V233L63 232L64 234L62 233L64 237L67 234ZM156 232L158 234H160L161 236L158 235L159 238L156 237L157 240L155 242L156 238H154V237L157 236ZM227 232L228 233L233 232V233H235V235H238V236L236 238V236L233 234L235 236L234 239L235 238L236 239L234 241H232L233 239H229L230 235L232 236V234L229 235V234H227ZM238 232H239V234H237ZM73 233L75 235H73ZM225 233L229 237L224 235ZM240 233L242 236H240ZM129 234H130V236H129ZM154 234H155V236H154ZM169 234L170 235L172 234V235L170 236ZM213 234L215 235V237L218 236V243L215 242L217 240H214L215 237L213 238V236H214ZM219 234H221V236L223 235V238L226 236V239H224V241H225L224 244L220 243V241H219L220 235ZM255 234L256 235L258 234L257 237L255 236ZM102 235L105 237H103ZM136 235L137 236L139 235L142 238L141 237L139 238V236L135 238ZM167 235H169V238ZM190 235L192 236L191 238H190ZM259 235H260V237H259ZM114 236H116V237H114ZM122 236H124V237H122ZM205 236H207V237L204 239ZM66 237H68V235H66ZM110 237H112V238L110 239ZM165 237H163V238H165ZM53 238H55V237H53ZM57 238H59V237L57 236L54 239V242ZM60 238H63V237H60ZM60 238H59V240H60ZM65 238L61 239L60 241L62 242ZM69 238H67V240L70 241L71 237H69ZM134 238L135 239L138 238L139 241L135 240ZM200 238H202V239L200 240ZM140 239H141V241H140ZM152 239H154V240H152ZM203 239H204V241L202 242ZM210 239H211V241H210ZM215 239H217V238H215ZM57 240H56V242H57ZM206 240H207V242H205ZM212 240H214V243ZM60 241H58V242H60ZM135 241H137V242H135ZM56 242L54 243V245H56ZM58 242H57V244H58ZM125 242L126 243L128 242L130 245L132 243H134V244H132V248H130V245L128 243H127L128 245H126ZM147 242H148V244H147ZM151 242H153V244H151ZM208 242H211V243H208ZM221 242H223V239L221 240ZM32 243L34 244V242H32ZM38 243L41 246L40 241ZM69 243L68 244L66 243V244L70 245ZM71 243H73V242H71ZM62 244H63V242H62ZM74 244H72V246ZM219 244L221 247L217 246ZM36 245H38V244L36 243ZM96 245H98V244H96ZM138 245L141 246V247L139 246L141 248V250H140V248L136 249V248H138ZM151 245H152V247H151ZM223 245H226L225 246L226 248ZM122 246H124L126 248H124ZM147 246H149V247H147ZM215 246H217L216 248H218V249H214ZM42 247H40V249L38 247L37 248H38V250L43 251L41 249ZM66 247H68V246H66ZM88 247H89V250H87ZM70 248H71V246H70ZM127 248H129V251ZM142 248L144 250V253L142 252L143 251ZM167 248H168V250H167ZM121 249L122 250L124 249V250L122 251ZM130 249H131V251H130ZM149 249L152 250V253H151V250H149ZM97 250H99V251H97ZM139 250L142 253V255L139 252ZM146 250H148L150 252V253L148 252L150 254V256L148 255L149 257L147 256L148 253H145ZM162 250H165L166 252L162 251ZM48 251H44V255L46 254L48 256V258L46 257V255L43 258L44 259L46 258L49 260L52 258H49V255H51V254H49ZM114 251H115V253H114ZM42 253L43 252H40V254H42ZM75 253H77V256L75 255ZM80 253L82 254V250L80 251ZM83 253H85V252H83ZM86 253H85V255H86ZM111 253H112V255H111ZM121 253L125 254L124 257H123V255H121ZM126 253H129V254L132 253V254H131V256L130 255L128 256ZM159 253L163 254V256H165V257L162 258V255L160 254V256H159ZM115 254H117V255L115 256ZM137 254H139V255H137ZM145 254H146V256H144ZM167 254H168V256L166 257ZM212 254H214V256L217 258L216 259L214 257V259H216V260L213 259ZM72 255H74V256L72 257ZM219 255H220V257H219ZM66 256L67 257L70 256L69 259L66 258ZM113 256L115 257L114 259H116V260L118 258H120L119 261L118 260H117L118 262L115 261L113 259ZM117 256H118V258H117ZM134 256H136V257H134ZM261 256L263 257L262 259H260ZM54 257H55V259H54ZM80 257H81V259H80ZM90 257H92V258H90ZM126 257H130V258L133 257L132 258L133 260H131L130 258H126ZM218 257H219V260L222 261V263L220 261H218ZM226 257H228V258H226ZM223 258H224V260H223ZM77 259H79L80 261L79 260L77 261ZM96 259L99 261L97 262ZM165 259H166V261H165ZM65 260L67 261V263L65 262ZM84 260H85V262H84ZM128 260H129V262H128ZM161 260H163V261H161ZM230 260H232V261H230ZM45 262H47V260ZM45 262L42 264H45ZM53 262H49V264H54ZM226 262H228V263H226ZM57 264H58V262H57Z\"/></svg>","mask_w":264,"mask_h":264},{"label":"bare ground","instance_id":"2","mask_svg":"<svg viewBox=\"0 0 264 264\" xmlns=\"http://www.w3.org/2000/svg\"><path fill=\"white\" fill-rule=\"evenodd\" d=\"M26 1H27V0H26ZM29 1H32V0H29ZM29 1H28L27 3H29ZM35 1H37V0H34L33 4L36 3ZM38 1H40V0H38ZM41 1H42V0H41ZM43 1H44V0H43ZM47 1H48V0H47ZM50 1H51V0H50ZM50 1H49V2H50ZM24 2H25V1H24ZM21 3H23V2H21ZM38 3H39V2H38ZM50 3H51V2H50ZM50 3H48V4L45 3V4H46V6L49 7V6H50ZM25 4H26V2H25ZM33 4H32V6H33ZM91 4H92V3H91ZM94 4H95V3H94ZM15 5H16V4H15ZM22 5H23V4H22ZM42 5H43V4H42ZM51 5H52V4H51ZM30 6H31V3H30ZM34 6H35V5H34ZM39 6H41V3H40ZM43 6H44V5H43ZM0 7H1V6H0ZM27 7H28V6H27ZM27 7H26V8H27ZM52 7H53V6H52ZM52 7H51V8H52ZM95 7H96V5H95ZM24 8H25V7H24ZM36 8H38V5H37V4H36ZM41 8H42V7H41ZM73 8H74V7H73ZM0 9H1V8H0ZM28 9H29V8H28ZM33 9H34V7H33ZM38 9H39V8H38ZM38 9H37V10H38ZM45 9H46V8H45ZM84 9H86V8H84ZM88 9H89V6H88ZM91 9H92V7H91ZM91 9H90V10H91ZM29 10L32 11V9H29ZM29 10H28V11H29ZM37 10H36V12H37ZM39 10H42V9H39ZM39 10H38V11H39ZM47 10H48V9H47ZM0 11H3V9L0 10ZM25 11H27V10H25ZM49 11H51V10H49ZM52 11L54 12L53 9H52ZM52 11H51V12H52ZM55 11H56V10H55ZM92 11H93V10H92ZM5 12H6V11H5ZM32 12H33V11H32ZM40 12H41V11H40ZM45 12H47V11H45ZM53 12H52V14H54ZM76 12H77V11H76ZM0 13H1V12H0ZM3 13H4V12H3ZM30 13H31V12H28V15H30ZM6 14H7V12H6ZM31 14H32V13H31ZM50 14H51V13H50ZM72 14H74V13H72ZM75 14H76V13H75ZM75 14H74V15H75ZM92 14H93V12H92ZM3 15H4V14H3ZM38 15H41V14H37V16H38ZM42 15H43V14H42ZM42 15H41V16H42ZM47 15H48V14H47ZM58 15H59V14H58ZM74 15H73V17H74ZM6 16H7V15H6ZM9 16H10V15H9ZM9 16H8V17H9ZM41 16H38V17H41ZM44 16H45V15H44ZM53 16H54V15H52V17H53ZM90 16H91V14H90ZM98 16H101V15H98ZM10 17H11V16H10ZM10 17H9V18H10ZM25 17H26V16H25ZM75 17H76V16H75ZM94 17H95V16H94ZM11 18H12V17H11ZM47 18H48V17H47ZM50 18H51V16H50ZM53 18H54V17H53ZM55 18H56V16H55ZM2 19H3V18H2ZM28 19H29V20H30V19H34V20H35V17H32V15H30V16L28 17ZM41 19H44V18L42 17ZM41 19H40V20H41ZM45 19H46V18H45ZM51 19H52V18H51ZM6 20H7V19H6ZM6 20H5V21H6ZM18 20H19V19H18ZM25 20H26V18H25ZM38 20H39V19H38ZM62 20H63V19H62ZM75 20H76V19H75ZM75 20H73V21H75ZM91 20H92V22H93V19H91ZM99 20H100V19H99ZM31 21L34 22L33 20H31ZM35 21H36V20H35ZM41 21H42V20H41ZM43 21H44V20H43ZM53 21H55V19H54V20L52 19L51 22H53ZM70 21H72V20L70 19ZM94 21H95V20H94ZM3 22H4V21H3ZM3 22H2V23H3ZM18 22H19V21H18ZM26 22H27V21H26ZM36 22H38V21H36ZM39 22H40V21H39ZM46 22H49V19L46 20ZM51 22H49V23H51ZM63 22H65V21H63ZM29 23H30V22H29ZM49 23H47V24H49ZM72 23H73V22H72ZM76 23H77V22H76ZM22 24H23V23H22ZM40 24H41V22H40ZM74 24H75V23H74ZM74 24H72V26H73ZM4 25H5V23H4ZM7 25H8V24H7ZM10 25H11V24H10ZM24 25H25V24H24ZM26 25H27V24H26ZM33 25H35V24H33ZM93 25H94V24H93ZM19 26H20V25H19ZM27 26H29V25H27ZM36 26H38V25H35V26H33V27H35V29L37 30L38 27H36ZM43 26H44V24H43ZM75 26H76V25H75ZM94 26H95V25H94ZM0 27H1V26H0ZM5 27H6V26H5ZM29 27H32V26L30 25ZM29 27H28V28H29ZM40 27H41V25H40ZM73 27H74V26H73ZM76 27H78V25H77ZM91 27H92V25H91ZM91 27H88V30H89V28H91ZM42 28H43V27H42ZM74 28H75V27H74ZM24 29H25V28H24V26H23V30H24ZM35 29H34V28H33V29L30 28L29 30H31V31L34 30V31H35ZM38 29H39V28H38ZM76 29H77V28H76ZM76 29H75V31L77 32V30H79V27H78L77 30H76ZM82 29L84 30V28H80L81 31H82ZM4 30H5V29H4ZM10 30H11L10 27H9V30H8V28H7V31H10ZM13 30H14V29H13ZM39 30H40V29H39ZM41 30H42V29H41ZM0 31H1V30H0ZM2 31H3V29H2ZM25 31H26V29H25L24 32H23V35H24V36H25V34L27 35L28 32H29L28 30H27V32H25ZM31 31H30V32H31ZM63 31H65V30H63ZM63 31H61V32L63 33ZM12 32H13V31H12ZM12 32H11V34H14V32H13V33H12ZM20 32H22V31H20ZM20 32H19V33H20ZM37 32H38V30H37ZM59 32H60V31H59ZM66 32H67V31H66ZM71 32L73 33V31H71ZM2 33H3V32H2ZM4 33H7V32H4ZM31 33H32V32H31ZM79 33L82 34V32H79ZM83 33L86 34L87 32L83 31ZM40 34H41V33H40ZM59 34H60V33H59ZM87 34H88V33H87ZM87 34H86V35H87ZM92 34H93V33H92ZM21 35H22V33H21ZM35 35H36V33H35ZM64 35H65V34H63V36H64ZM70 35H71V34H70ZM77 35H78V33H76V36H77ZM4 36H5V35H4ZM8 36H9V34H8ZM43 36H44V35H43ZM67 36L69 37V34H68ZM73 36H74V34H73ZM76 36H75V37H76ZM81 36H82V35H81ZM84 36H85V35H84ZM92 36H94V37H93V40H95L94 38H96V37H95V36H96V33H94V35H92ZM254 36H255V35H254ZM254 36H253V37H254ZM17 37H18V35H17ZM17 37H16V38H17ZM27 37H28V36H27ZM61 37H62V36H61ZM75 37H74V39L77 40V39H76L77 37H76V38H75ZM86 37H87V36H86ZM253 37H252V38H253ZM256 37H257V36H255V38H253V39H254L257 43H258V41H259V43H260V42H261V41H260V38H259V40H258ZM259 37H260V36H259ZM13 38H14V37H13ZM13 38H12V39H13ZM32 38H34V36H33ZM63 38H64V37H63ZM66 38H67V37H66ZM89 38H90V37H89ZM252 38H251V40H252ZM2 39H3V35H2V38H1L0 40H2ZM18 39H19V38H18ZM18 39H16V40H18ZM35 39H38V35H37V37H35ZM40 39H41V38H40ZM70 39L72 40L73 37L70 38ZM78 39H79V42H80L81 39H80L79 37H78ZM256 39H257L258 41H257ZM4 40H5V39H4ZM4 40H3V41H4ZM9 40H10V39H9ZM9 40H6V42H8ZM66 40H67V39H66ZM89 40H90V39H89ZM98 40H99V39H98ZM248 40H249V39H248ZM251 40H250V41H251ZM254 40H252V41H254ZM262 40L264 41V39H262ZM3 41H2V42H3ZM19 41H20V40H19ZM21 41H22V40H21ZM68 41H69V39H68ZM91 41H92V38H91ZM250 41H245V42L248 44ZM10 42H11V41H10ZM10 42H8L9 44L7 43L9 46H10V44H11ZM16 42H17V41H16ZM74 42H75V41H74ZM76 42H78V40H77ZM79 42H78V43H79ZM95 42H96V41H95ZM97 42H98V41H97ZM245 42H244V43H245ZM13 43H14V42H13ZM64 43H66V42H64ZM71 43H72V42H71ZM91 43H92V42H91ZM91 43H90V44H91ZM93 43H94V42H93ZM93 43H92L91 45H92L93 47H95V50H96L97 47H98L99 45H96V44H98V43H94V44H93ZM250 43H251V42H250ZM254 43H255V42H254ZM263 43H264V42H263ZM73 44H74V48H75V43H73ZM247 44L245 45V47H248V46H249V44H248V45H247ZM261 44H262V43H261ZM66 45H67V43H66ZM78 45H79V44H78ZM78 45H77V46H78ZM91 45H90V46H91ZM95 45H96V46H95ZM251 45H252V43L250 44V46H251ZM5 46H6V44H5ZM63 46H64V45H63ZM67 46H68V45H67ZM67 46H66V47H67ZM71 46H72V45H71ZM92 46H91V47H92ZM250 46H249V47H250ZM253 46L255 47L254 44H253ZM258 46H259V45H258ZM258 46H257V47H258ZM7 47H8V46H7ZM68 47L70 48V44H69ZM93 47H92V48H93ZM254 47H253V48H254ZM260 47H261V46H260ZM64 48H65V47H64ZM64 48L61 49V50L63 51ZM72 48H73V47H72ZM74 48H73V49H74ZM258 48H259V47H258ZM9 49H10V48H9ZM65 49H66V48H65ZM99 49H100V48H99ZM99 49H98V50H99ZM245 49H246V48H245ZM256 49H257V48H256ZM57 50H58V49H57ZM57 50H56V51H57ZM66 50H67V49H66ZM75 50H76V48H75ZM77 50H78V49H77ZM248 50H249V48H248ZM253 50H254V49H253ZM56 51H55V52H56ZM64 51H65V50H64ZM68 51H69L70 54L72 53V52H71L72 49H71V51H70V50H68ZM99 51H100V50H99ZM249 51H251V50H249ZM254 51H255V50H254ZM66 52H67V51H66ZM246 52H247V50H246ZM256 52H257V51H256ZM67 53H68V52H67ZM67 53H65V56H67V58H68V54H69V53H68V54H67ZM82 53H83V52H82ZM82 53H81V54H82ZM58 54H59V56L61 55L59 52H58ZM58 54H57V55H58ZM74 55H76V53H75ZM248 55H249V53H248ZM251 55H254V54H252V51H251ZM62 56L64 57V55H62ZM72 56H73V55H72ZM76 56H78V54H77ZM76 56H73V58L76 57ZM60 57H61V56H60ZM69 57H70V56H69ZM249 57H250V55H249ZM249 57H247V58L245 57V58L247 59V61H248V58H249ZM253 57H255V55H254V56H251V59H252ZM263 57H264V55H263ZM71 58H72V57H70L69 60H70ZM78 58H80V57H78ZM78 58H77L76 60H79ZM114 58H116V57H114ZM245 58H244V59H245ZM260 58H261V57H260ZM65 59H66V57H65ZM81 59H82V58H81ZM83 59H84V58H83ZM83 59L80 60V62H84L85 59H84V61H83ZM249 59H250V58H249ZM261 59H262V58H261ZM263 59H264V58H263ZM237 60L239 61L240 59H237ZM63 61H64V60H63ZM70 61H72V60H70ZM70 61L67 62V65H68V63H69ZM245 61H246V60H245ZM253 61H254V60H253ZM255 61H256V59H255ZM261 61H262V60H261ZM64 62H66V61H64ZM74 62H75V61L73 60V61L71 62V64H70V63H69V64L72 65V63H74ZM85 62H88V61L86 60ZM85 62H84V63H85ZM103 62H104V61H103ZM241 62H242V61H241ZM241 62H239V64H238V65H240V69H242V68H241V65L244 64V62H243V63H241ZM256 62H258V61H256ZM78 63H79V62H78ZM89 63H90V61H89ZM89 63H88V64H89ZM92 63H93V62H92ZM236 63H237V61H236ZM245 63H246V62H245ZM247 63H248V62H247ZM250 63L252 64L251 61H250ZM263 63H264V61H263ZM75 64H77V62H75ZM82 64H83V63H82ZM85 64H86V63H85ZM95 64H97V61H96ZM106 64H107V63H106ZM251 64H250V65H251ZM254 64H255V63H253V66H254ZM65 65H66V64H65ZM77 65H78V64H77ZM102 65H103V64H102ZM102 65H101V66H102ZM104 65H105V64H104ZM104 65H103V66H104ZM236 65H237V64H236ZM236 65H235V66H236ZM245 65H246V64H245ZM245 65H244V66H245ZM247 65H248V64H247ZM259 65H260V64L258 63L257 66H258V70L260 71V69L263 68V64H262V66H261L262 68H259ZM72 66H74V64H73ZM72 66H71V69L69 68L70 70L68 69V71H70V73L67 72V73H68V75H67L66 72H65V75H64L63 77H65L66 75H67L66 77H68V76L71 77V75L73 76L74 73L71 74V72L75 71V70L77 69V67H76V69L73 67V69H75V70L71 71V70H72ZM80 66H81V65H79V67H78L79 70L77 69L78 71H80ZM84 66L86 67V66H88V65L86 64V65H84ZM84 66H83V67H84ZM91 66H92V65H91ZM94 66H95V65H94ZM94 66H92V67H94ZM98 66H99V65H98ZM105 66H106V65H105ZM108 66H109V67H108ZM248 66H249V65H248ZM92 67H91V68H92ZM99 67H100V66H99ZM0 68L2 69V67H0ZM17 68H18V67H17ZM64 68H66V66H65ZM87 68H88V67H87ZM97 68H98V67H97ZM97 68H96V69H97ZM103 68H104V69H103ZM105 68H106V69H105ZM235 68H236V70H237V67H235ZM244 68H245V67H244ZM250 68L252 69V67H250ZM254 68H255V66H254ZM1 69H0V70H1ZM66 69H67V68H66ZM66 69H65V70H66ZM89 69H90V68H89ZM99 69H100V68H99ZM101 69H102V70H100V71H102V76H104V78L101 80V81L103 82V84L101 83V81H100V83H99L98 79H97L98 82L96 81V78H98V77H95L96 74H95L94 77H95V82H96L97 84H95V83H94V84H91V87H90L89 84H88V82H89L88 80H86V81H87V83H86V81L84 80L85 78L81 81L82 83L84 82L85 84H88V86H86V87H87V88L89 87L90 90H92V89H91L92 87L95 88V90L93 91V92H95V94H92L91 91H90V94H92V96H93V101H94V99L96 100V98H97V95H98V94L96 95V93H99V94L101 95V93H102L101 90H102V89H107V86H108V85H107L106 83H107V82L109 83L108 79H111L110 81H112V79H113V80H116L117 77H118V78L121 77L120 73L118 72L119 75L117 76V73H115V72H117V70H115V72H114V70H112L113 67L110 66V65H108V64H107L106 67H101ZM247 69H248V67H247ZM84 70H85V69H84ZM84 70L82 71V73L84 72ZM86 70H87V69H86ZM86 70H85V71H86ZM91 70H92V69H91ZM93 70H94V72L88 71L89 74H91V73H92V74H93V73H97L98 75H100V73L96 72L95 68H94ZM97 70H98V69H97ZM103 70H104V71H103ZM252 70H254V69H252ZM255 70H256V69H255ZM262 70L264 71V68H263ZM262 70H261V71H262ZM1 71H3V69H2ZM1 71H0V72H1ZM66 71H67V70H66ZM78 71H77V72H78ZM100 71H99V72H100ZM248 71H249V69H248ZM250 71H251V70H250ZM261 71H260V72H261ZM263 71H262L261 74L258 73V72H256V71H255V72L258 73V75H262V74H263ZM77 72H75V73H77ZM234 72L237 73V71H234ZM240 72H241V70H240ZM245 72H247V71H245ZM78 73H79V72H78ZM80 73H81V72H80ZM85 73H86V72H85ZM236 73H234V74H236ZM250 73H251V72H250ZM61 74H62V73H61ZM61 74H60V75H61ZM103 74H104V75H103ZM242 74H243V73H242ZM242 74H241V75L239 74V75L242 77ZM246 74H247V73H246ZM248 74H249V73H248ZM236 75H237V78L240 77V76L238 77V74H236ZM243 75H244V74H243ZM252 75H253V74H252ZM255 75H256V78H257L258 80H260V79L263 78V76H261V78L259 77V78H260V79H259L258 76H257V74H255ZM100 76H101V75H100ZM123 76H124V75H122V77H123ZM253 76H254V75H253ZM63 77H62V78H63ZM73 77H75V79H76V76H75V75H74ZM78 77H79V76H78ZM91 77H92V76H91ZM245 77H247V76L245 75ZM245 77H244V78H245ZM62 78H60V79H62ZM252 78H253V77H252ZM256 78H255V79H256ZM66 79H68V78H66ZM87 79H88V78H87ZM91 79H92V78H91ZM99 79H101V77H100ZM247 79H250V78H247ZM253 79H254V78H253ZM257 79H256V80H257ZM58 80H59V79H58ZM70 80H73V79H70ZM70 80H69V82L72 83ZM104 80L106 81V83H104ZM117 80H119V79H117ZM124 80H125V78H124ZM236 80H237V79H236ZM239 80L243 81L241 78H239ZM251 80H252V79L247 80V81H250V82H248V83H251V82L253 81V83H251V84H254V83H255L254 80H252V81H251ZM258 80H257V82H258ZM262 80H263V79H262ZM59 81H60V80H59ZM62 81H64V80H62ZM62 81L59 82V83L62 84ZM121 81H122V80H121ZM121 81H120L119 83H121ZM127 81H129V82H128V84H129L131 80L129 79V80H127ZM127 81L125 80V81H122V82H123V84H124V82L126 83ZM234 81H235V80H234ZM241 81L239 82V81L237 80V82H239L238 85H239V84L243 85V84H242L243 82L241 83ZM244 81H245V80H244ZM247 81H245V83H247ZM69 82H68V83H69ZM81 82H80V84H81ZM93 82H94V81H93ZM132 82H133V81H132ZM237 82L235 81V83H237ZM257 82H256V84H257ZM55 83H56V82H55ZM59 83H57V85H60ZM64 83H67V82H64ZM64 83H63L62 85H64ZM84 83H83V84H84ZM98 83H99V84H98ZM112 83H113V81H112ZM117 83H118V81H117ZM119 83H118V85H119ZM233 83H234V82L232 81V83H230V85H228V86L232 88L231 85H232ZM245 83H244V85H245ZM248 83H247V84H248ZM83 84H82V85H83ZM85 84H84L83 86H85ZM100 84H101L102 86H101ZM113 84H114L113 86H115L116 83H113ZM128 84H127V85H128ZM130 84H131V83H130ZM130 84L128 85V87H129V86L131 87V86L134 85L133 83H132V85H130ZM135 84H136V83H135ZM228 84H229V83H228ZM251 84H250V88H248L249 86L246 85V87H247L246 90H248V89L251 90L253 87H255V86H259L258 84H257V85L255 84V86L253 85L252 88H251ZM259 84H260V83H259ZM263 84H264V83H263ZM62 85H61V86H62ZM65 85H67V84H65ZM74 85H75V83H74ZM78 85H79V84H78ZM82 85H79V86L82 87L81 90H82V91H83V90H87L86 87H85V89H83L84 87H83ZM104 85L106 86V88H104V87H105ZM111 85H112V84H111ZM111 85H110V86H111ZM124 85H125V84H124ZM124 85H123V86H124ZM127 85H126V87H127ZM136 85H137V84H136ZM138 85H139V84H138ZM241 85H240V86H241ZM244 85H243V87H244ZM260 85H261V84H260ZM52 86L56 87L54 83H53ZM75 86H76V85H75ZM99 86H100L101 88H100ZM228 86H227V87H228ZM234 86L236 87L237 85L234 84ZM234 86H233V87H234ZM261 86H262V85H261ZM263 86H264V85H263ZM66 87L68 88V86H66ZM69 87H70V86H69ZM120 87L122 88V85H121ZM126 87L124 88L125 90H126ZM128 87H127V88H128ZM139 87H140V86H139ZM139 87H138V89H135V92H136V90H139ZM225 87H226V86H225ZM259 87H260V86H259ZM63 88H64V87L62 86L61 89H63ZM73 88H74V87H73ZM73 88H72V89H73ZM76 88H77V87H75V90H76ZM78 88H79V87H78ZM96 88H99V89H101V90L98 89V91L96 92V90H97ZM108 88H109V86H108ZM134 88H136V87H133V89H134ZM231 88H229V90H230ZM239 88H240V87H239ZM241 88H242V86H241ZM56 89H57V88H56ZM79 89H80V88H79ZM112 89H113V88H112ZM112 89H111V87H110L109 90L107 89L108 91H107V90H104L103 92L106 91L107 94H110V93L114 90L113 92L116 93L117 85H116V87H115L113 90H112ZM131 89H132V88H131ZM131 89H130V91H131ZM133 89H132V90H133ZM224 89H225V88H224ZM234 89H235V88H234ZM237 89H238V88H237ZM58 90L60 91V86H59V88L57 89V91H58ZM77 90H78V89H77ZM118 90H119V88H118ZM120 90H121L120 92H122V89H120ZM246 90H245V91H246ZM253 90H254V88H253ZM255 90H256V88H255ZM261 90H262V89H261ZM261 90H258V92H260ZM82 91H80V93H81ZM100 91H101V92H100ZM123 91H124V90H123ZM233 91H234V90H233ZM240 91H241V90H240ZM263 91H264V90H263ZM60 92H61V91H60ZM60 92H59V93H60ZM106 92H105V93H106ZM108 92H109V93H108ZM138 92H139V93H140V92L142 93V90L140 89V91H137V92L135 93V95H138V94H139ZM225 92H226V91H225ZM229 92H231V91H229ZM229 92H228V93H229ZM238 92H239V91H238ZM238 92H236V93L238 94ZM241 92H242L241 94L245 93V92H243V89H242ZM74 93L78 94L79 91H78V93H77V92H74ZM82 93H83V92H82ZM84 93H85V91H84ZM84 93H83L82 97H83L84 100H87L88 97L85 96V95H87L88 91H87L86 94H84ZM124 93H126V94H127V97H128V96H129V95H128V93H129V89H128V92L125 91ZM131 93L133 94V98H130V99L133 101V100H135V98H134V90H133V92H131ZM228 93L226 92V94H228ZM232 93H233V92H232ZM232 93H231V94H232ZM236 93H234L235 95H233V96H236V97H237L236 99L240 98V99H239V101H240L243 95H242L241 97H240V96L238 97V95H240V92H239L238 95H236ZM250 93H251V91H250ZM252 93H253V92H252ZM256 93H257V91L253 93V94H254V97H256V96H255ZM260 93H261V92H260ZM112 94H113V93H111V95H112ZM126 94H125V95H126ZM231 94H230V95H231ZM245 94H246V93H245ZM245 94H244V95H245ZM248 94H249V93H248V91H247V95H248ZM79 95H80V94H79ZM94 95H96V96H94ZM102 95H103V94H102ZM102 95H101L100 97H103ZM117 95H118V94H117ZM123 95H124V94H123ZM123 95H122V97H123ZM141 95H143V94H141ZM141 95H139V96H141ZM247 95H246V96H247ZM249 95H251V94H249ZM258 95H259V94H257V96H258ZM262 95H264V93H263ZM62 96H63V94H62ZM84 96H85V97H84ZM88 96H89V95H88ZM108 96H109V95H108ZM108 96L106 95L107 99L109 98ZM113 96H116V94H115V95L113 94ZM130 96H131V95H130ZM139 96H138V97H139ZM180 96H181V95H180ZM200 96H201V95H200ZM202 96H203V93H202ZM207 96H208V95H207ZM223 96H224V95H223ZM226 96H228V95H226ZM233 96H232V95L229 96L230 99H231V97H232V99H231V100L229 99V100L232 101L233 103H235L236 101H233ZM246 96H245V97H246ZM260 96H261V95H260ZM260 96H258V97H260ZM63 97H65V94H64ZM86 97H87V99H86ZM95 97H96V98H95ZM118 97H120V96H116V98H118ZM122 97H120V99H121ZM138 97H137V98H138ZM176 97H177V96H176ZM205 97H206V95H205ZM205 97H204V98H205ZM245 97H243V99H245ZM250 97H251V96H250ZM98 98H99V97H98ZM103 98H104V101H105V99H106L105 96H104ZM103 98H102V99H103ZM112 98H114V97H112ZM112 98L110 97L111 102H112ZM116 98H115V99H116ZM140 98H141V97H140ZM142 98H143V96H142ZM180 98H181V97H180ZM198 98H199V97H198ZM225 98H226V97H225ZM227 98H228V97H227ZM256 98H257V97H256ZM256 98H254V99H256ZM261 98H262V97H261ZM120 99H118V100H120ZM124 99L127 100L126 97H125ZM128 99H129V98H128ZM178 99H179V97H178ZM205 99H207V97H206ZM205 99H204V100L202 99V100L205 101ZM250 99H251V98L248 97V100H250ZM258 99H260V98H257V100H258ZM113 100H114V99H113ZM118 100L116 99V100L114 101V103H115L116 101H118ZM121 100H122V104H123V99H121ZM136 100H138V99H136ZM136 100H135V101H136ZM142 100H143V99H142ZM142 100H141V101H142ZM173 100H174V99H173ZM184 100H185V99H184ZM184 100H183V101H184ZM222 100H223V98H222ZM227 100H228V99H227ZM227 100L224 101V102H227ZM234 100H235V98H234ZM260 100H261V99H260ZM263 100H264V99H263ZM97 101H98V99H97L96 101H94V103H95V104H98V103L100 102V101H98V102H97ZM102 101H103V100H102ZM143 101H144V100H143ZM143 101H142V103H144ZM176 101L178 102V100H176ZM180 101H181V100H180ZM180 101H179V102H180ZM200 101H201V99H200ZM209 101H210V100H209ZM230 101H229V102H230ZM96 102H97V103H96ZM107 102H108V100L105 101V103H106V107H109L110 105L107 106ZM126 102H127V101H126ZM174 102H175V101H174ZM181 102H182V101H181ZM108 103L110 104V102H108ZM124 103H125V102H124ZM127 103H128V102H127ZM202 103H203V102H202ZM206 103H207V102L205 101V104H206ZM230 103H231V102H230ZM236 103L238 104V101H237ZM240 103H241V101H240ZM242 103H243V102H242ZM245 103H246V102H245ZM100 104H101V102H100ZM115 104H117V102H116ZM118 104L121 105V103H119V101H118ZM125 104H126V103H125ZM144 104H145V103H144ZM146 104H147V101H146ZM197 104H198V103H197ZM199 104H201V103H199ZM226 104H227V103H226ZM228 104H229V103H228ZM231 104H232V103H231ZM231 104H230L229 107L226 105V106H227L226 108H227V109L229 108V110H231V109H232V108H231ZM103 105H104V104H103ZM111 105H112V104H111ZM147 105H148V104H147ZM175 105H176V103H175ZM177 105H180V103L177 104ZM192 105H193V104H192ZM194 105H196V102H194ZM201 105H202V104H201ZM208 105H209V102H208ZM208 105H207V107L210 106L211 108H214V107H212V105H213L212 103H211L209 106H208ZM222 105L225 106V103H224V104L222 103ZM222 105H221V106H222ZM235 105H236V104H235ZM239 105H240V104H239ZM96 106H97V105H96ZM101 106H102V105H101ZM101 106H100V108H102ZM104 106H105V105H104ZM117 106H118V105H117ZM117 106H116V107H117ZM122 106H124V105H121V107H122ZM196 106H197V105H196ZM221 106H219V107H221ZM241 106H242V104L240 105V107H241ZM243 106H244V105H243ZM243 106H242V107H243ZM97 107H98V106H97ZM146 107H147V106H146ZM190 107H191V106H190ZM199 107H200V106H197V108H199ZM203 107H204V104H203ZM205 107H206V105H205ZM210 107H209V108H210ZM236 107H237V106H235V109H234V108H233V109L236 110V112L240 111V110H239V106L237 107L238 109H236ZM118 108H119V107H118ZM123 108H124V107H122L121 109H123ZM177 108H178V107H177ZM197 108H196V110H197ZM221 108H222V107H221ZM221 108H220V110H221ZM103 109H105V108H103ZM124 109H125V108H124ZM178 109H179V108H178ZM199 109H200V108H199ZM206 109H208V108H205L204 110H206ZM214 109H215V108H214ZM214 109H213V110H214ZM227 109H226V110H227ZM240 109H241V108H240ZM242 109H243V108H242ZM191 110H192V109H191ZM191 110H190V111H191ZM208 110H209V109H208ZM208 110H207V111H208ZM210 110H211V109H210ZM216 110H217V109H216ZM226 110L224 109V113L227 112V111H229V110H227V111H226ZM237 110H238V111H237ZM243 110H244V109H243ZM176 111H178V110H176ZM176 111H175V112H176ZM180 111H183V110L181 109ZM197 111H198V110H197ZM200 111H201V110H200ZM200 111H199V112H200ZM207 111H206V113H207ZM232 111H233V110H232ZM256 111H257V110H256ZM258 111H259V110H258ZM258 111H257V112H258ZM262 111H263V110H262ZM203 112H204V111H202V113H203ZM218 112H220V111L218 110ZM221 112H223V110H222ZM236 112H232V113L235 115L234 117H237V116H236L237 114H235ZM240 112H241V111H240ZM240 112H239V113H240ZM257 112H255V116H257V115H256ZM259 112H260V114H261V111H259ZM180 113H182V112H180ZM195 113H196V112H195ZM200 113H201V112H200ZM206 113H205V114H206ZM210 113H212V112H210ZM213 113H214V112H213ZM228 113H229V112H228ZM230 113H231V112H230ZM230 113H229V115L227 114V117H228V116L231 117ZM232 113H231V114H232ZM239 113H238V117H240V115H241V113H240V114H239ZM244 113H245V111H244ZM244 113H243V111H242V114H244ZM164 114H165V113H164ZM171 114H172V113H171ZM175 114H176V117H177V118H178V116H180V115H179V111H178V113H175ZM191 114H194V113L191 112ZM203 114H204V113H203ZM214 114H215V113H214ZM214 114H213V116H214V121H215V115H217L218 113L215 114V115H214ZM233 114H232V115H233ZM246 114H247V113H246ZM248 114H249V113H248ZM248 114H247V115H248ZM257 114H259V113H257ZM177 115H178V116H177ZM222 115H223V114H222ZM225 115H226V114H225ZM244 115H245V114H244ZM247 115H246V116H247ZM262 115H264V114H262ZM262 115H261V117H262ZM168 116H170V115H168ZM168 116H167V117H168ZM174 116H175V115H174ZM195 116H196V115H195ZM198 116H199V114H198ZM207 116H209V117L211 118L212 114H211V116H210V114H208ZM207 116L205 115L204 117H206V119H207ZM220 116H221V113H219V116H218V115L216 116L217 119H218V117L220 118ZM223 116H224V115H223ZM223 116H221L222 119H223ZM242 116H243V115H242ZM165 117H166V116H165ZM193 117H194V116H193ZM200 117H203V116L201 115ZM227 117H226V119H225V117H224L225 121H228L229 117H228V119H227ZM238 117H237V118H238ZM248 117H249V116H248ZM251 117H253V116H251ZM169 118L171 119V121H174V119L172 118V116L169 117ZM244 118H245V117H244ZM244 118H242L243 121H245ZM256 118H257V117H256ZM263 118H264V117H263ZM179 119H180V117H179ZM212 119H213V117H212ZM222 119H221V121H222ZM224 119H223L224 124H222L223 126L225 125V123H227V122L224 121ZM232 119H233V117H231V118L229 119L230 123H231ZM238 119H239V118H238ZM240 119H241V118H240ZM242 119H241V121H242ZM247 119H248V123H249L250 121H252V119H250V121H249V118H247ZM247 119H246V121H247ZM260 119H261V118H260ZM166 121H167V118H166ZM166 121H165V123H167V125H168V124H169V121H168V122H166ZM193 121H194V119H193ZM235 121H236V119H235ZM246 121H245V122H246ZM163 122H164V116H163L162 122H160V125L163 124ZM215 122H216V121H215ZM238 122H239V121H238ZM255 122L257 123V121H255ZM165 123H164V124H165ZM171 123H173V122H170V126L173 125V124H171ZM220 123H221V122H220ZM228 123H229V122H228ZM228 123H227V124H228ZM234 123L237 124V121L234 122ZM232 124H233V122H232ZM236 124H235V125H236ZM240 124H242V122H241ZM258 124L261 125L262 123H260V121H258ZM263 124H264V122H263ZM263 124H262V125H263ZM2 125H3V124H2ZM182 125H183V124H182ZM215 125H216V127H217V124H215ZM215 125H214V126H215ZM218 125H219V124H218ZM222 125H220V126L222 127ZM228 125H229V124H228ZM235 125H234V126H235ZM238 125H239V124H238ZM251 125H252V123L250 124V126H251ZM260 125H259V126H260ZM226 126H227V125H225V127H226ZM229 126H231V125H229ZM236 126H237V125H236ZM241 126H242V125H241ZM248 126H249V124H247V127H248ZM3 127H5V125H3ZM186 127H187V126H186ZM221 127H220V128H221ZM239 127H240V126H239ZM242 127H243V126H242ZM244 127H246V126H244ZM260 127H261V126H260ZM170 128L173 129L172 126H171ZM170 128H169V129H170ZM212 128H215V127H212ZM218 128H219V127H218ZM218 128H215V129H216V130H219ZM228 128H229V127L225 128V130L228 129ZM236 128H238V127H236ZM236 128L234 127V129H236ZM248 128H249V127H248ZM248 128H246V130H247ZM253 128H254V127H253V125H252V130H253ZM1 129H2V128H1ZM5 129H7V131H8V128H4V130H5ZM223 129H224V128H223ZM223 129H222V130H223ZM230 129H231V128H230ZM232 129H233V128H232ZM240 129H242V128H239L238 132L240 131ZM254 129H255V128H254ZM4 130L2 129V130H0V132H1V131H4ZM225 130H224V131H225ZM236 130H237V129H236ZM250 130H251V129H250ZM256 130H257V129H256ZM259 130H260V128H259ZM259 130H258V131H259ZM14 131H15V130H14ZM232 131H233V134H234V130H232ZM258 131H256V132L251 131L250 134L253 133V132H254V134H257ZM11 132H12V131H11ZM11 132H10V133H11ZM216 132L219 133L220 131H216ZM216 132L214 131V133H216ZM227 132H228V131H227ZM238 132H236V133H238ZM240 132H241V131H240ZM242 132H244V131H242ZM245 132H246V131H245ZM245 132H244V133H245ZM248 132H249V131H248ZM248 132H246V133L249 134ZM1 133H2V132H1ZM7 133H8V132H7ZM230 133L232 134V132H230ZM12 134H13V133H12ZM22 134H23V133H22ZM173 134H174V133H173ZM216 134H217V133H216ZM228 134H229V133H228ZM233 134H232V135H233ZM241 134L243 135V133H241ZM241 134L238 135V139L243 137V136H240ZM254 134H253V135H254ZM259 134H261V132H260ZM1 135H2V134H1ZM23 135H24V134H23ZM169 135L171 136L172 134H169ZM169 135H168V136H169ZM184 135H185V134H184ZM219 135H220V134H219ZM232 135H231V136H232ZM235 135H236V134H234V136H235ZM244 135H245V134H244ZM7 136L9 137V136H13V135L10 134V135H7ZM25 136H26V135H25ZM149 136H150V135H149ZM170 136H169V137H170ZM217 136H218V135H217ZM245 136H246V135H245ZM248 136H249V135H248ZM248 136H247V138H249ZM251 136H252V135H251ZM259 136H260V135H259ZM259 136H258V137H259ZM4 137H5V135H4ZM18 137H21V136H18ZM23 137H24V136H22V138H23ZM169 137H168V138H169ZM171 137H172V136H171ZM176 137H177V136H176ZM183 137H184V136H183ZM232 137H233V136H232ZM235 137H236V136H235ZM254 137H255V135H254ZM0 138H1V137H0ZM2 138H3V136H2ZM6 138H7V137H6ZM27 138H28V137H25V139H27ZM35 138L37 139L38 137H35ZM39 138H40V137H39ZM57 138H58V137H57ZM57 138L55 137L56 140H57ZM177 138H178V137H177ZM179 138L181 139L182 137L179 136ZM9 139H11V138H9ZM16 139H17V138H15V140H16ZM30 139H31V137H30ZM36 139H35V140H36ZM53 139H54V137H53ZM55 139H54V140H55ZM58 139H60V138H58ZM68 139H69V137H68ZM172 139L174 140V138H172ZM172 139H171V141H172ZM180 139H178V140H179L178 142H180L181 140L184 141L183 138H182L181 140H180ZM235 139H236V138H235ZM245 139H246V138H245ZM4 140H6V139H4ZM17 140H18V139H17ZM19 140H22V139L20 138ZM27 140H28V139H27ZM31 140H33V137H32ZM42 140H43V139H42ZM51 140H52V139H51ZM167 140H168V139H167ZM2 141H3V140H2ZM12 141H13V140H11L10 142H12ZM23 141H24V142H27V141H25L24 139H23ZM39 141H41V139H39ZM43 141H45L44 144L47 143V144H49V147H50V142H51V141H50L49 143L46 142V139L43 140ZM47 141H48V140H47ZM52 141H53V140H52ZM57 141H58V140H57ZM57 141H55V144H57V143H56ZM139 141H140V140H139ZM169 141H170V139H169ZM175 141H177V140H175ZM175 141H174V142H175ZM182 141H181V142H182ZM7 142H9V140H8ZM7 142H4L3 145L1 144V143H3V142L0 143V264H42V263H44L46 260H47V262H45V264H47V263L49 264V262H53V261H50V260H53V256H54V255H52V254H54V253H53V252H54V249H51L53 252L50 250L51 253H52V254H51V253L48 251V249L45 250V248H47V247H45V248L42 247L44 243H48V242H50V239L52 238L53 241L51 240V242H50V244L48 245V247H49V246L51 245V243L53 242V243H52V244H53L52 246H56V247H53V248H55V251H57V250H56L57 248H58V251H59V250H60L59 247H61V249H63L64 251H65V249H66V251L64 252V254H65L68 250L73 251V247H75L74 249H76V246H75V245H77V241H78V242L80 241V238H81V237H80V238H77V236H74V237H75V238L73 237L74 239H78L77 241L75 240V241H76V243H75V242H74V239L72 240V236H71L70 234H68V233H69L71 230H73V229L71 228V230H69L70 227H66L67 225H65V227L63 226V225H64V224H63L64 222H65V224H68V223H66V221H68L66 217L69 216V214H70V213H69V212H70L69 210H71V209H70V208H71V205L73 204L72 206H74V203H71V202L77 197V195H76V194L73 195V192L71 191L73 187L75 188V186H72V188H71L70 186H67L68 188H69V187L71 188V190L69 189V190L71 191L70 194H69L68 189H66V187H65V186H66V183H68V182H67L68 177L66 176V179H65V180L63 179L64 182L62 181L63 184H65V186H64L65 189H64V193H63V191H62L63 194L61 193L62 195L59 196V197H60V200L57 199V201H56L55 196H54V197L52 196V197L54 198V201H53V199H52V201H49L50 203L48 202L49 204L44 205L45 202L42 201V199H41V200H40V204H39V199H38V198L42 197V198H44V200H45V198L49 197V196L45 195L46 192H47L45 188H46L48 185H47V186L45 185L46 187H45L44 185L41 186V185H38L39 183L36 184V183L38 182V181H36L35 184L38 185L39 187L41 186L40 188H41L42 190L40 191V190H39V187H38V189L35 188V190H33L32 193H28L27 191H29V190H27V191L25 190L26 188H28V186H26V188H24V187L21 188V187H20V186H22V184L20 185V183H22V182H19L21 179L18 180L19 184H18L17 180H15V178H14L15 181H14L13 179H11V177L13 178L14 176H16V177L18 176V175H14V176H13L14 173H17V172H13V171H15V170L18 171V170H20L19 168H17V167H19L18 165H22V166H24V165L27 164V162H30V161H29V160H30V156H29V154H30V155H33V154H31V153L33 152V150H32L31 147H35V146H36L35 143H36L37 141H36L35 143L32 142V143L29 145V146L32 145V146L30 147L32 151H31L30 149L28 150V148H29V147H27L28 143L25 144L26 146H24V147H26V148H23L21 144H20V145H21V148H20V146H18V147H16V148H13V147H15V146L12 147L11 145H13L14 142H13L12 144H8L9 146H7V144H6ZM15 142H16V141H15ZM20 142H22V141H20ZM24 142H23V143H24ZM61 142H62V141H61ZM140 142H141V141H140ZM149 142H150V141H149ZM178 142H177V143H178ZM181 142H180V143H181ZM16 143H18V142H16ZM40 143L43 144V142H40ZM40 143H39V144H40ZM51 143H52L51 145L54 144L53 142H51ZM59 143H60V141H59ZM62 143H63V142H62ZM142 143H144V142H142ZM169 143H170V142H169ZM180 143H179V144H180ZM182 143H183V142H182ZM36 144H37V143H36ZM39 144H38V145H39ZM42 144L40 145V148H41ZM55 144H54V145H55ZM60 144H61V143H60ZM173 144H175V145H173ZM179 144L176 145V143H172L174 153H175L176 151H178L179 153H181V152L183 151V150H180V149L177 148V146H178ZM262 144L264 145V143H262ZM38 145H37V146H38ZM168 145H169V144H168ZM170 145H171V143H170ZM183 145H184V143L181 144V146H183ZM37 146H36V147H37ZM44 146H47V145L45 144ZM62 146H63V145H62ZM62 146H60V148H62ZM127 146L131 147L130 145H128V142H127ZM138 146H142V145H140V143H139ZM181 146H180V147H181ZM36 147L34 148V151L39 152V151H37ZM47 147H48V146H47ZM49 147H48V148H49ZM55 147H57V149H55ZM55 147L52 148V146H51V148L53 149V150H52L53 152H54V149H55V150H58V148H59V144H58V145H55ZM165 147H168V146L166 145ZM174 147H175V149L177 148V150H175ZM200 147H201V146H200ZM217 147H219V146H217ZM217 147H214V148H212V149H208L207 152H208L209 150H212V152H210V153H212V154L214 155V154L216 153V151H215L214 149H217ZM261 147H262V146H261ZM17 148H19V149H17ZM40 148H39L38 150H40ZM43 148H44V147L41 148L42 151H40V152H44ZM45 148H46V147H45ZM51 148L49 149L50 152L48 151L47 153H51ZM60 148H59V149H60ZM136 148H137V147H136ZM136 148H135V149H136ZM138 148L140 149V147H138ZM169 148H170V147H169ZM171 148H172V147H171ZM219 148H220V147H219ZM219 148H218V150H219ZM262 148H264V147H262ZM262 148H261V149H262ZM35 149H36V150H35ZM126 149H127V148H126ZM126 149H125V151H126ZM166 149H167V148H165V150H166ZM198 149H199V148H198ZM229 149H230V148H228V150H227L228 153H229L230 151H233V150H234L233 148H231V150L229 151ZM232 149H233V150H232ZM92 150H93V149H92ZM169 150H170V149H169ZM169 150H166L167 152L164 151V152H165V156L167 155V153H168ZM200 150H203L202 147L200 148ZM223 150H225V149H223ZM223 150H222V152H226V151H223ZM88 151H90V149H89ZM127 151H128V150H127ZM214 151H215V153H214ZM235 151H236V150H235ZM235 151H234V152H235ZM259 151L261 152V150H259ZM263 151H264V150H263ZM30 152H31V153H30ZM128 152H129V151H128ZM128 152H126V153H128ZM164 152H163L161 155H163ZM170 152H171V151H169V153H170ZM207 152H205V155L210 154L209 152H208V153H207ZM222 152L220 151V153H222ZM227 152H226V153H227ZM236 152H237V151H236ZM33 153H35V152H33ZM47 153H46V154L42 153V155L39 153L41 156L38 157L37 154H36V156H37L38 159H39V158H42V156L44 155L43 157H44V159H45V161H46L47 158L49 157V156H48V157L45 158V156L49 155V154H47ZM93 153H94V152H93ZM206 153H207V154H206ZM220 153H219V154H220ZM226 153H225V154H221V157H220V158L222 159V156H223V155H226ZM230 153H231V152H230ZM238 153H239V152H238ZM238 153H236L237 156H238ZM261 153H262V152H261ZM261 153H259L258 155L261 156ZM39 154H38V155H39ZM89 154H90V153H89ZM177 154H178V153H177ZM177 154H176V155H177ZM216 154H217L218 157H219V154H218V153H216ZM232 154H234V153H232ZM236 154H235V157H236ZM241 154H242V153H241ZM263 154H264V153H263ZM90 155H91V154H90ZM125 155H126V154H125ZM125 155H124V156H125ZM127 155H128V154H127ZM176 155H175V156H176ZM178 155H179V154H178ZM210 155H211V154H210ZM210 155L207 156V158H209ZM213 155H211V156H212V158H214L213 160H215V158H217V157H216L217 155H216L215 157H213ZM228 155H231V154H228ZM228 155H226V156L228 157ZM246 155H247V153H246ZM36 156H34L35 158L32 157L33 159H35V160L32 159L33 161H36V158H37ZM131 156H132V155H131ZM131 156H130V157H131ZM165 156H163V158H164ZM168 156H170V155H167V157H168ZM173 156H174V155H173ZM233 156H234V155H233ZM233 156H232V157H233ZM239 156L241 157V156H243V155H239ZM263 156H264V155H263ZM126 157H127V156H126ZM128 157H129V156H128ZM167 157H166V158H167ZM229 157H230V156H229ZM229 157H228V158H229ZM240 157H239V158H240ZM246 157H247V156H246ZM248 157H249V156H248ZM256 157H257V155H256ZM256 157H255V158H256ZM223 158H225V156H224ZM230 158H231V157H230ZM236 158H237V157H236ZM250 158H251V157H250ZM257 158H259V157H257ZM262 158H264V157L261 156V157H260V160L258 159L259 162L261 161ZM38 159H37V160H38ZM63 159H64V158H63ZM122 159L124 160V159H126V158L123 157ZM122 159H121V165L123 164V163H122ZM133 159H135L133 156L131 157V160H130V158H129V160H130L131 163L134 162ZM225 159H226V158H225ZM233 159H234V157H233ZM242 159H243V158H242ZM242 159H241V160H242ZM245 159H246V158H245ZM253 159H254V158H253ZM39 160H41V159H39ZM66 160H67V158H66ZM211 160H212V159H211ZM230 160H231V159H230ZM234 160H235V159H234ZM251 160H252V159H250V161H251ZM263 160H264V159H263ZM263 160H262V161H263ZM42 161H44L43 158H42ZM42 161H41V162H42ZM45 161H44V163H45ZM62 161H65V159L62 160ZM68 161H70V160H68ZM71 161H72V160H71ZM71 161H70V162H71ZM119 161H120V160H119ZM124 161H126V160H124ZM135 161H136V160H135ZM221 161H222V160H221ZM221 161H220V162H221ZM224 161H225V160H224ZM231 161H232V160H231ZM236 161H237V160H236ZM236 161H235L234 163H236ZM242 161H244V160H242ZM248 161H249V160H248ZM248 161H246V163H248ZM38 162H39V161H38ZM38 162H37V163H38ZM46 162H47V161H46ZM70 162H68V163L70 164ZM130 162L128 161V163H130ZM251 162H252V161H251ZM251 162H250V163H251ZM256 162H257V160H256ZM32 163H33V162H31V163H29V164H32ZM68 163H67V164H68ZM71 163H72V162H71ZM113 163H114V162H113ZM131 163H130V164H131ZM136 163H137V162H136ZM224 163H225V162H224ZM228 163H232V164H233V161L230 162V161L228 160ZM237 163H238V162H237ZM237 163H236V166H237ZM241 163H242V162H241ZM246 163H244V164H246ZM250 163H248V165H249ZM253 163H254V162H252L251 164H253ZM38 164L41 165V164H43V163H40V162H39ZM38 164H37V165H38ZM64 164H65V163H64ZM64 164L62 165V166H63L62 169H63L64 167H67V166H65L66 164H65V165H64ZM72 164H73V163H72ZM72 164H70L69 166H71ZM116 164H117V161H116ZM216 164H217V165H220V164H221V163H220V164L218 163V159H217V163H216ZM256 164H257V165L254 164L253 166H258V164H260V163L257 162ZM262 164H263V163H262ZM262 164H261L260 166H262ZM46 165H47V163H46ZM139 165H140V164H139ZM225 165H226V163H225ZM238 165L241 166V165H243V164H239V163H238ZM30 166H31V165H30ZM33 166L36 167V163H35V162H34V165H33ZM42 166H43V165H42ZM123 166L125 167L124 164H123ZM129 166H130V165H129ZM231 166H232V165H231ZM231 166H228V167H231ZM236 166L233 164V168H234V167L237 168ZM246 166H247V165H246ZM246 166H245V167H246ZM34 167L31 166V169L34 168ZM45 167H46V166L44 165L43 168L45 169ZM73 167H74V166H73ZM76 167H77V165H76ZM120 167H122V166H120ZM127 167H128V166H127ZM127 167H126V168H127ZM145 167H146V166H145ZM217 167H218V166H217ZM221 167L223 168V164H222ZM225 167H227V166H225ZM251 167H252V165H251V166H248V168H251ZM16 168H17V169H16ZM23 168H24V167H23ZM25 168H27V167H25ZM25 168H24V169H25ZM29 168H30V167H29ZM41 168H42V167H41ZM43 168H42V169H43ZM109 168H110V166H109ZM113 168H114V167H113ZM117 168H119V167H117ZM117 168H116V169H117ZM126 168H122V169H126ZM132 168H133V167H132ZM132 168H130L129 170H131ZM135 168H137V167H135ZM215 168H216V167H215ZM218 168H220V166H219ZM218 168H217V169H218ZM233 168H230V169L227 168V169L231 171ZM239 168H240V167H239ZM239 168H238V169H239ZM241 168H243V167H241ZM36 169H37V168H36ZM36 169H35V170H36ZM58 169H61V168H59V166H58ZM64 169H65V168H64ZM67 169H70V168H67ZM67 169H66L65 171H64V170H60V171H61V173H62L63 171L66 173ZM73 169L76 170V168H72V169H71L72 172H71V171H70V172H71L72 174L70 175V179L72 178L73 180H75V177H74V178L71 177V176L74 175V173H75V172L73 173ZM111 169H112V167H111ZM116 169H115V171H116ZM140 169L142 170V168H140ZM238 169H237V170H238ZM243 169H244V168H243ZM243 169H242V170H243ZM253 169H254V168H253ZM258 169H259V168H258ZM263 169H264V168H263ZM32 170H34V169H32ZM35 170H34L33 172H37V171L41 172L40 169L37 170V171H35ZM55 170H56V169H55ZM77 170H78V169H77ZM77 170H76V171H77ZM108 170H109V169H108ZM108 170H107V171H108ZM120 170H121V168L118 169V172H120ZM213 170H214V169H213ZM213 170H212V171H213ZM237 170H236V171H237ZM239 170H240V169H239ZM239 170H238V171H239ZM244 170H245V169H244ZM244 170H243V171H244ZM246 170H247V169H246ZM256 170H257V168L255 167V171H256ZM21 171H23V170H21ZM28 171H30V170L28 169ZM28 171H26V169H25V173L28 172ZM53 171H54V170H53ZM60 171H59V172H60ZM112 171H113V169H112ZM115 171H114V173H115ZM131 171H133V170H131ZM142 171H143V170H142ZM168 171H169V170H168ZM210 171H211V169H210ZM210 171H209V172H210ZM220 171H221V169H220ZM222 171H224V170L222 169ZM236 171H235V172H236ZM248 171H249V169L247 170V172H248ZM12 172H13V174H12ZM57 172H58V170L55 171V172H52V173H55V174H54L55 176L57 175L56 179H57V178H60V176L58 177V175H60V173L58 172L59 174H56ZM70 172H68V174H69ZM108 172H109V171H108ZM116 172H117V171H116ZM123 172H125V171H123ZM126 172H127L129 175H131V174H130L131 172H130V173H129L128 171H126ZM214 172H215V171H214ZM214 172H212L211 174H213ZM225 172H226V170H225ZM225 172H224V173H225ZM231 172H234V170H232ZM235 172H234V173H235ZM253 172H254V170H253ZM253 172H252V174H253ZM263 172H264V171H263ZM21 173H22V172H21ZM21 173L19 172V174H21ZM25 173H24V174H25ZM77 173H78V172H77ZM112 173H113V172H112ZM112 173H111V174H112ZM121 173H122V171H121ZM134 173H135V172H134ZM134 173H133V174H134ZM136 173H137V172H136ZM168 173H169V172H168ZM215 173L218 174L217 176H219V173H220V172L217 173V170H216ZM215 173H214V174H215ZM226 173H227V172H226ZM226 173H225L224 175H226ZM237 173H239V172H237ZM237 173H236V174H237ZM243 173H244V172H243ZM243 173H240V174H243ZM250 173H251V172H249V174H250ZM257 173H258V172H256V174H257ZM11 174H12V175H11ZM24 174H23V175H24ZM68 174L66 173L65 175H68ZM94 174L96 175V173H94ZM103 174L105 175L106 173L104 172ZM108 174H109V173H108ZM123 174H124V173H123ZM128 174H126V175L128 176ZM209 174H210V173H208V171H207L206 175H209ZM211 174H210L209 176H211ZM214 174H213V176H214ZM216 174H215V175H216ZM240 174H237V175H240ZM27 175H28V174L26 173V177H27ZM44 175H45V174H44ZM52 175H53V174H51V177H52ZM81 175H82V174H81ZM91 175H92V174H91ZM99 175H100V172H99L98 176H99ZM101 175H102V173H101ZM101 175H100V176H101ZM114 175H115V174H114ZM114 175H113V176H114ZM118 175H119V174H118ZM118 175H117V176H118ZM120 175L122 176V174H120ZM136 175H137V174H136ZM206 175L204 176V179L206 178V180H207ZM228 175H230V174L228 173ZM231 175H232V173H231ZM243 175H244V174H243ZM258 175H259V174H258ZM258 175H257V176H258ZM263 175H264V174H263ZM10 176H11V177H10ZM21 176H22V175H20V176H18V177H21ZM88 176H89V175H88ZM100 176H99V177H100ZM102 176H103V175H102ZM102 176H101V177H102ZM108 176H110V175H108ZM111 176H112V175H111ZM111 176H110V177H111ZM113 176H112V177H113ZM117 176H116V177H117ZM213 176H212V177H213ZM232 176H234V175H232ZM241 176H242V175H240V177H241ZM244 176H245V177L247 176V178H248V175H247V174L244 175ZM244 176H242L241 179H242V178L244 179ZM249 176H250V175H249ZM260 176H261V173H260ZM23 177H24V176H23ZM26 177H25V178H26ZM30 177H32V180H33V177H34V176H30V175H29V178H28L29 180H30ZM38 177H39V176H38ZM45 177H47V176H45ZM51 177L49 176V177H48L49 179H46V178H44V179L50 181V178H51ZM76 177H78V175H77ZM96 177H97V176H96ZM96 177H95V178H96ZM116 177H114V178H116ZM129 177H131V176H129ZM129 177H128V179H130ZM135 177H136V176H135ZM137 177H138V176H137ZM212 177H211V179L214 178V177H213V178H212ZM220 177H221V176H220ZM220 177H218V179H219ZM222 177H224V176L222 175ZM226 177H228V176H226ZM226 177H225V178H226ZM230 177H231V176H230ZM21 178H22V177H21ZM25 178H24V179H25ZM90 178H91V177H90ZM90 178H89V179H90ZM104 178H105V176H104ZM120 178H121V177H120ZM165 178H166V177H165ZM165 178H164V179H165ZM209 178H210V177H208V179H209ZM215 178H216V177H215ZM215 178H214V179H215ZM228 178H229V177H228ZM228 178H227V179H228ZM231 178H234V179H235L236 177H231ZM247 178H246L245 180H247ZM250 178H251V177H250ZM254 178L256 179V177H253L252 181L255 180ZM260 178H261V177H260ZM16 179H18V178H16ZM28 179H25V180L27 181ZM44 179L42 178V181H40V182H42V184H43ZM53 179H55V177H54ZM70 179H69V180H70ZM89 179H87V181H88ZM100 179H101V181H102V180H103V177L100 178ZM100 179H99V180H100ZM107 179H108V178H107ZM107 179H105V180L107 181ZM202 179H203V178H202ZM214 179H213V180H214ZM218 179H217V180H218ZM229 179H230V178H229ZM234 179H233V180H234ZM236 179H237V178H236ZM36 180H37V179H36ZM46 180H45V181H46ZM69 180H68V181H69ZM90 180H91V179H90ZM92 180H93V178H92ZM94 180H95V179H94ZM94 180H93V181H94ZM99 180H98V181H99ZM109 180H110V179H109ZM114 180H115V179H114ZM123 180H124V179H123V176H122V180H121V181H123ZM130 180L133 181V180H135V178L130 179ZM165 180H166V179H165ZM169 180H170V179H168V177H167V182L165 181V183H169ZM220 180H222L221 182H223V181L226 182V180H224V178H223V179L220 178ZM245 180H244V181H245ZM248 180H249V179H248ZM256 180H257V179H256ZM258 180H259V179H258ZM261 180H263V179H261ZM261 180H259V181H261ZM22 181H23V180H22ZM75 181H76V180H75ZM93 181H91V183H93ZM96 181H97V180H96ZM98 181H97V182H98ZM112 181H113V180H112ZM112 181H111V182H112ZM115 181H116V180H115ZM117 181H118V180H117ZM128 181H129V180H128ZM132 181H131V182H132ZM136 181H137V180H136ZM149 181H150V180H149ZM198 181H200V180H198ZM203 181H204V180H201V182H199V184L203 183ZM208 181H209V180H207V184L209 183ZM227 181H228V180H227ZM230 181H231V179H230ZM230 181H229V182H230ZM234 181H235V180H234ZM234 181H233V182H234ZM240 181H241V180H240ZM240 181H235V182H239V184L237 185V188H238L239 185H241V183H242V182H240ZM16 182H17V184H16ZM24 182H25V181H24ZM24 182H23V184H24ZM56 182H58V181H55V183H56ZM62 182H61V180H60L59 185H60V183H62ZM71 182H72V180H71ZM76 182H78V181H76ZM88 182H89V181H88ZM124 182H126V180H124ZM124 182H123V183H124ZM129 182H130V181H129ZM129 182H128V183L126 182V185L129 184ZM162 182H163V181H162ZM162 182H161V184H162ZM188 182H189V181H188ZM188 182H186V185L188 184ZM195 182H196V180H195ZM204 182H205V181H204ZM245 182H247V181H245ZM256 182H257V181H256ZM261 182H262V181H261ZM261 182H260V183H261ZM33 183H34V181H33ZM33 183L31 182V183H29V184L32 185ZM44 183H46V182H44ZM47 183H48V182H47ZM51 183H53V181L50 182L49 185H51ZM55 183H54V184H55ZM72 183H73V182H72ZM78 183H79V182H78ZM78 183H77V184H78ZM95 183H96V182H95ZM163 183H164V182H163ZM191 183H192V182H191ZM214 183L219 184L220 181H219V183H218V182L215 180ZM214 183H212V184H214ZM230 183H231V182H230ZM243 183H244V182H243ZM251 183H252V182H251ZM29 184H28V185H29ZM63 184H62V186H63ZM69 184H70V181H69L68 185H69ZM73 184H74V183H73ZM89 184H90V183H89ZM97 184H98V183H97ZM103 184H104V183H103ZM124 184H125V183H124ZM159 184H160V183H159ZM161 184H160V185H161ZM192 184H194V183H192ZM205 184H206V183H204V185H205ZM210 184H211V183H210ZM210 184H208V185L210 186ZM212 184H211V185H212ZM222 184H225V183H224V182H223V183H220L219 186L222 187V186H223ZM226 184H227V183H226ZM231 184H232V183H231ZM245 184L247 185V183H245ZM248 184H250V183H248ZM263 184H264V182H263ZM78 185H79V184H78ZM92 185H94V184H92ZM99 185H100V183H99ZM99 185H98V186H99ZM101 185H102V184H101ZM101 185H100V187H101ZM151 185H152V187H154L153 184H151ZM154 185H155V184H154ZM166 185H167V184H166ZM189 185H190V184H189ZM208 185H206V187H208ZM234 185H236V183H235ZM234 185H233V186H234ZM253 185H254V184L252 183V186H253ZM256 185H257V184H256ZM33 186L36 187L35 185H33ZM33 186H32V187H33ZM53 186H54V185H53ZM53 186L51 185L50 187L53 188ZM76 186H77V185H76ZM89 186H90V185H89ZM95 186H96V184H95ZM98 186H96V188H100V187H98ZM122 186H123V185H122ZM135 186H137V185H135ZM162 186H163V185H162ZM162 186H160V187H162ZM201 186H203V184H202ZM201 186L197 184V187L200 188ZM227 186H228V184L225 185V187H227ZM243 186H244V185H243ZM249 186H251V185H248V186H245V187H249ZM260 186H264V185L260 184ZM34 187H33V188H34ZM43 187H44V188H43ZM55 187H56V185H55ZM55 187H54V190H56V188H59V187H56V188H55ZM78 187H80V185H79ZM93 187H94V186H93ZM137 187H138V186H137ZM157 187H158V186H157ZM157 187H156V189L160 190V188H157ZM186 187H187L188 192H189V191H190L189 188H191V187L188 188V185H187ZM193 187H194V190H196V188H195V187H196L195 184L192 186V188H193ZM203 187H204V186H203ZM206 187L202 188V189H204L205 191L201 190L204 194L208 193V192L212 189L211 187H209L210 190H209V188H208L209 191L207 192V191H206V190H207ZM215 187H216V186H215ZM217 187H218V185H217ZM217 187H216V188H217ZM223 187H224V186H223ZM231 187H232V186H231ZM234 187H235V186H234ZM240 187H242V186H240ZM240 187H239V188H240ZM253 187H255V186H253ZM52 188H49V189H47V190H50V189H51L50 191H52V190H53ZM102 188H103V186H102ZM104 188H105V187H104ZM124 188H125V187H124ZM126 188H128V187H126ZM134 188H135V187H134ZM142 188H143V187H142ZM142 188H141V189H142ZM164 188H165V190H166V192H167L168 187L166 188V186H165ZM164 188H163V189H164ZM205 188H206V189H205ZM218 188H220V187H218ZM228 188H229V186H228ZM228 188H227V189H228ZM251 188H252V187H251ZM256 188H257V187H256ZM259 188H260V187H259ZM259 188H257L258 193L261 192L260 190L262 189V187H261L260 190H259ZM29 189H31V188L29 187ZM43 189L45 190V192H43V191H44ZM75 189H76V188H75ZM90 189H91V188H90ZM92 189H94V188H92ZM100 189H101V188H100ZM100 189H99V190H100ZM122 189H123V188H122ZM152 189H153V188H152ZM156 189H155V190H156ZM163 189L161 188V191H163ZM169 189H170V188H169ZM197 189H198V188H197ZM223 189L225 190V188H223ZM230 189H231V188H230ZM232 189H233V188H232ZM243 189H244V188H243ZM243 189H242V192L244 193ZM247 189H249V188H247ZM247 189H246V190H247ZM263 189H264V188H263ZM263 189H262V190H263ZM54 190H53V191H54ZM76 190H78V188H77ZM76 190H74V192H75ZM81 190H82V189H81ZM81 190H80V192H81ZM94 190H95V189H94ZM101 190H102V189H101ZM120 190H121V188H120ZM128 190H130V188H129ZM131 190H134V189L131 188ZM131 190H130V191H131ZM145 190H146V189H145ZM145 190H143V191H145ZM153 190H154V189H153ZM216 190H217V189H216ZM221 190H222V188L219 189V192H220ZM233 190H235V191L237 192V193H235L236 195H237V194L239 195V193H238V191H237L238 189L235 188V189H233ZM239 190H240V189H239ZM244 190H245V189H244ZM246 190H245V191H246ZM35 191H36V192H35ZM39 191H40V193H39ZM65 191H67V192H65ZM82 191H83V190H82ZM86 191H88V190H86ZM90 191H91V190H90ZM97 191H98V190H97ZM105 191H106V189H105ZM118 191H119V190H118ZM124 191H125V190H124ZM126 191H127V190H126ZM135 191H139V190H135ZM135 191H134V192H135ZM141 191H142V190H141ZM161 191H160V192H161ZM168 191H169V193H172V192H173V191L170 192V190H168ZM191 191H192V190H191ZM226 191H227V190H226ZM230 191H231V190H230ZM251 191L253 192L254 190L251 189ZM30 192H31V191H30ZM33 192H35L34 194L38 193V195H39V196H38V195H35V196H38V197H35V196H33V197L37 198L36 200H37L38 205H39L40 207L44 206V208H43V207L41 208L42 211H43V210L45 211V213H44V212L42 213V215L45 214L44 216L41 215V217H40V215H39V214H40V211H39V208H40V207H39L38 205H37V207H36V205H34V204L36 203V202L34 201L35 198H33L34 200L31 198ZM41 192H43V193H41ZM100 192H101V193H104V191H99L98 193H100ZM116 192H117V191H116ZM119 192H121V191H119ZM134 192L131 191V195H134V194H133ZM139 192H140V191H139ZM146 192H147V190H146ZM196 192H197V191H196ZM198 192H200V191L198 190ZM222 192H223V191H222ZM222 192H221V194H222ZM233 192H234V191H233ZM240 192H241V191H240ZM247 192H249V191H247ZM254 192H255V193H254ZM254 192H253V194H251V196H254V195H255V196H256V195L258 196L257 192H256V191H254ZM263 192H264V191H262L261 194H264ZM50 193L52 194L53 192H48V195H51ZM54 193L56 194V192H54ZM59 193H60V192H59ZM76 193H77V192H76ZM88 193H89V192H88ZM90 193H91V192H90ZM96 193H97V192H96ZM98 193H97V194H98ZM107 193H108V192H107ZM110 193H111V192H110ZM122 193H124V192L122 191ZM127 193H128V191H127ZM136 193H137V192H136ZM144 193H145V192H144ZM156 193L159 194V191L156 192ZM163 193L165 194V191H164ZM169 193H168V194H169ZM173 193H174V192H173ZM179 193H180V192H179ZM185 193H186V191H185ZM210 193H211V191H210ZM214 193H215V191H214ZM228 193H229V192H228ZM250 193H251V192H250ZM30 194H31V195H30ZM41 194H42V195H41ZM55 194H52V195H55ZM57 194H58V193H57ZM77 194H78V193H77ZM82 194H83V193H82ZM85 194H86V193H85ZM92 194H93V193H92ZM108 194H109V193H108ZM108 194H107V195H108ZM111 194H113V193H111ZM111 194H110V195H111ZM114 194H115V193H114ZM125 194H126V193H125ZM141 194H142V193H141ZM166 194H167V193H166ZM166 194H165V197H166ZM199 194H200V193H199ZM211 194H212V193H211ZM215 194H216V193H215ZM215 194H214V196H215ZM217 194H218V193H217ZM225 194H226V192H225ZM247 194H248V193H247ZM59 195H60V194H59ZM63 195H65V196L62 197ZM71 195L74 196L73 199L71 198ZM79 195H80V194H79ZM87 195H88V194H87ZM100 195H101V194H100ZM122 195H123V194H122ZM122 195H120V193H119V196H120V198H119V196H118V194H117V198H118L117 200H115L116 197L113 195L115 199H114L113 201H112V200H109V201H111L112 203H109V202H108V203H109V204H108V207H107L108 210L110 211V209L112 208V207H111V204H112V206L114 207V208H112V210L115 209L114 212L110 211V212H112L111 217L108 216V218H107V219L110 220V223H112L111 225H113V224L116 223V221L114 220V217H113V216H114V213L116 214V219L119 218L120 213H116V211H118V212L120 211V212H121V209H125V208H123V207H125V205L128 204V201H129V200L126 201V200L128 199V196H127L128 194L125 195V196H127V199L124 198V197L122 198V197H121ZM129 195H130V194H129ZM138 195H139V194H138ZM147 195H148V193H147ZM160 195H163L162 192H161ZM174 195H175V194H174ZM208 195H209V194H208ZM218 195L220 196V193H219ZM232 195H233V194L231 193L230 197L234 198ZM259 195H260V193H259ZM30 196H31V197H30ZM45 196H47V197H45ZM56 196H57V195H56ZM75 196H76V197H75ZM81 196H82V195H81ZM93 196H94V194H93ZM93 196H92V199L94 198ZM95 196H99V195H96V194H95ZM111 196H112V195H111ZM111 196H110V197H111ZM123 196H124V195H123ZM142 196H143V195H142ZM142 196H141V198H142ZM145 196H146V195H145ZM163 196H164V195H163ZM172 196H173V194H172ZM175 196H176V197H175L174 199H175V201L177 202V200H179V198L176 199V198H177V195H175ZM188 196H189V193H188ZM190 196H191V195H190ZM209 196H210V195H209ZM224 196H225V195H224ZM260 196H261V195H260ZM263 196H264V195H263ZM263 196H262V198H263ZM59 197L57 196V198H59ZM84 197H85V196H84ZM132 197H133V196H132ZM137 197H138V196H137ZM143 197H144V196H143ZM149 197H150V196H149ZM158 197L161 198V196H158ZM170 197H171V196H170ZM183 197H184V196H183ZM212 197H213V194H212ZM215 197H216V196H215ZM225 197H226V196H225ZM230 197H229V198H230ZM244 197H246V196H244ZM248 197H249V194H248ZM30 198H31V199H30ZM49 198H50V197H49ZM49 198H47V199L50 200L51 198H50V199H49ZM64 198H66V199H64ZM85 198H86V197H85ZM85 198H84V200H83V199L80 197V199H82L84 202H85ZM90 198H91V197H90ZM105 198H106V197H105ZM105 198H104V199H105ZM141 198H139V200H140V202H141V205L138 206V203H137L138 199H136V198H135V195H134V198H133L134 200H133V201L130 200V201H132V202L129 201L130 203L127 205V208L132 207V206H134V205H135V206L133 207V210H135V207H136V206H137V207H136L137 209H138V207H140V208H139L140 210L142 209L141 206H143V208H145V206H147V205L145 204V206H144V205L142 204L143 201H145V200H143L144 198H142V199H141ZM162 198H163V200H164V197H162ZM162 198H161V199H162ZM219 198H220V197H218V200H220ZM227 198H228V197H226V200H227ZM238 198H239V197H238ZM246 198H247V197H246ZM258 198H259V196H258ZM260 198H261V197H260ZM260 198H259L258 200H260ZM262 198H261V200L263 201L264 198H263V199H262ZM29 199H30V200H29ZM61 199H62V200H61ZM63 199H64V200H63ZM70 199H71L72 201H71ZM78 199H79V198H78ZM80 199H79V200H80ZM86 199H89V197L87 196ZM97 199L101 202V200H102L103 198H102V197L100 198V196H99V198H97ZM97 199H93V200H97ZM100 199H101V200H100ZM108 199H109V198H107V200H108ZM131 199H132V198H131ZM166 199L168 200V198H166ZM171 199L174 200L173 198H171ZM32 200L35 202L34 204H33V201H32ZM48 200H46V202H47ZM65 200H66V201H70V203H69V202H66ZM75 200H77V198H76ZM75 200H74V201H75ZM82 200H81V201H82ZM90 200H91V199H90ZM90 200H89V202H90ZM93 200H91V202H92ZM105 200H106V199H105ZM159 200H160V199H159ZM215 200H217V199L215 198L214 201H215ZM235 200H236V199H235ZM239 200H241V198H239ZM55 201H56V202H55ZM58 201H59L60 203H61V202H62V203L59 204ZM146 201H147V200H146ZM148 201H150V200H148ZM151 201H152V199H151ZM212 201H213V200H212ZM252 201H253V200H252ZM42 202H43V205L41 204ZM65 202L68 204V205H67V204H66V205L69 206L70 208H69V207H68V208H65V207H67L66 205H64ZM76 202H77V201H76ZM76 202H75V204H76ZM84 202H83V203H84ZM93 202H94V201H93ZM102 202H103V201H102ZM102 202H101V204H104V203H105V202H103V203H102ZM160 202H161V201H160ZM162 202H163V201H162ZM179 202H181V200H179ZM79 203H80V202H79ZM144 203H146V202H144ZM187 203H188V202H187ZM187 203H186V204H187ZM36 204H37V203H36ZM58 204H59V206L64 205V206H62L63 208H65L64 210H67V209H68L67 211H69V212H67V211L65 212V211L63 210V208H61V207L58 206ZM80 204H82V203H80ZM86 204H87V203H86ZM139 204H140V203H139ZM153 204H154V202H153ZM153 204H152V205H153ZM156 204H158V203H156ZM156 204H155V206H156ZM177 204L179 205V203H177ZM184 204H185V200H184ZM184 204L181 202V203H180V206H181V205L184 206ZM186 204H185V205H186ZM216 204H217V202H216ZM216 204H214V205H216ZM82 205H83V204H82ZM90 205L93 206V203H91ZM106 205H107V204H106ZM174 205H175V204H174ZM178 205H175V206L178 207ZM190 205H191V203H190ZM193 205H194V203L191 205V207H193V209H194L195 207H198V206L201 207L200 204H199L198 206H195V207H194ZM214 205H212V206H214ZM34 206H35V211H31V209H33ZM80 206H81V205H80ZM84 206H85V204H84ZM87 206H89V205H87ZM94 206H96V204H95ZM94 206H93V207H94ZM99 206L101 207L102 205H99ZM122 206H123V207H122ZM157 206H158V205H157ZM160 206H162V205H160ZM164 206H165V205H164ZM180 206H179V207H180ZM188 206H189V204H188ZM218 206L220 207V205H218ZM218 206H217V207H218ZM240 206H241V205H240ZM38 207H39V208H38ZM58 207H59L60 209L63 210L62 212H65V214H67L66 217H65V216L62 217V219H63V218H64V219L66 218V221H65V220H63L64 222L62 221L63 223L61 222L60 219H59V222H58V219H57V218H58V217H57V216H58V213H57L58 210H57V209H59ZM76 207H77V206H76ZM78 207H79V206H78ZM85 207H86V206H85ZM93 207H92V208H93ZM100 207L97 208V209H99V210H97V211L95 210L96 207H95V209H94V208H93V209H94L96 212H98V211H103V210H100ZM109 207H111V208H109ZM121 207H122V208H121ZM170 207H171V206H170ZM170 207H169V208L166 207V208H168V210H171V212H172V213L174 212V214H175V209H176V208H174V211H173ZM181 207H182V206H181ZM199 207L196 209V212H195V211H194L193 209H191L190 206H189V210L191 209V210H193V212H195L194 215H192L191 217L195 216L197 213H199V215H201V216L204 215V214L201 212V211H204V210H202L203 207L200 208V209H199ZM214 207H215V206H214ZM217 207H216V208H217ZM234 207H235V206H234ZM257 207H258V206H257ZM260 207H261V206H260ZM37 208H38V209H37ZM86 208H88V207H86ZM89 208H90V206H89ZM150 208H152V207H150ZM150 208H149V209H144V211L147 210V211H145V212H143V211L141 210L142 212H140V213L142 214V217L144 216L143 218H147V216L145 217L144 214L147 215V212L150 211ZM158 208H159V207H158ZM164 208H165V207H164ZM164 208L162 207V210H161V211H163ZM184 208H185V206H184ZM186 208H187V207H186ZM222 208H223V206H222ZM222 208H221V209H222ZM228 208H229V207H228ZM228 208L226 207V209H228ZM232 208H233V206L231 207V209H232ZM237 208H238V207H237ZM241 208H242V207H241ZM241 208H240V209H241ZM60 209H59V210H60ZM76 209H77V208H76ZM79 209L81 210L80 207H79ZM101 209H103V208H101ZM153 209H154V206H153ZM155 209H156V208H155ZM177 209H179V208H177ZM180 209H181V208H180ZM221 209H220V210H221ZM231 209H229L230 212L227 211L228 213L225 212L226 210L224 211V209H223L225 216H226V215H227V216H228V215L232 216L231 214H233V212H234L235 209L233 208V209H234L233 212H231ZM33 210H34V209H33ZM56 210H57V211H56ZM88 210H89V209H88ZM104 210H105V209H104ZM140 210H139V211H140ZM148 210H149V211H148ZM181 210H182V209H181ZM181 210H179L178 212L181 213V215H182V214H183V213H182L183 211H181ZM186 210H187V209H186ZM186 210H185V211H186ZM200 210H201V211H200ZM217 210H219V208H217ZM242 210H243V209H242ZM242 210H241V211L236 210V211H238L239 213H240V212L242 213V212H245V211H246V210H245V211H244V210L242 211ZM37 211H39V212H38V214L36 213V215H35V212H37ZM71 211H72V210H71ZM91 211H92V209H91ZM127 211H129V209H128ZM135 211H136V210H135ZM151 211H152V210H151ZM159 211H160V210H158V212H159ZM166 211H167V209H166ZM166 211H165V212H166ZM180 211H181V212H180ZM185 211H184V212H185ZM187 211H188V210H187ZM187 211H186V212H187ZM197 211H199V212H197ZM221 211H222V210H221ZM221 211H220V212H221ZM236 211H235V212H236ZM33 212H34V213H33ZM59 212H60L59 215H62V212H61V211H59ZM73 212H74V215H76V213H75L76 211H74V209H73ZM88 212H89V211H88ZM93 212H94V211H93ZM106 212H107V211H106ZM123 212H124V211H122L121 213H123ZM125 212H126V211H125ZM125 212H124V215H120V216H122L123 218H124V216H125V219H124V220L127 221V216H128V214H130V213L133 212V211H131L130 213L128 212V214H125ZM178 212L176 213V216L179 214ZM189 212L191 213V211H189ZM189 212L185 213V215L188 214V215H186V216H188V218H190V217H189V215H190ZM193 212H192V213H193ZM200 212H201V214H200ZM235 212H234V214H235ZM51 213H52V214H53V213H57V214H55V215H57V216H55L56 218H54L52 215H51V218H50V215H49V214H51ZM77 213H79V212L77 211ZM82 213H83V212H82ZM82 213H81V214H82ZM99 213H100V212H99ZM101 213H102V212H101ZM103 213H104V211H103ZM136 213H138V212H136ZM143 213H144V214H143ZM154 213H156V215H157V211H156V212L153 211L152 214H154ZM163 213H164V212H163ZM168 213H170V211H168ZM172 213H171V214H172ZM192 213H191V214H192ZM217 213H218V214H221L222 212H221V213H219V212H215L213 215H215V214H217ZM229 213H231V214H229ZM239 213H237V214H239ZM241 213H240V214H241ZM65 214L63 213V215H65ZM86 214H88V213H86ZM86 214H85V216H86ZM118 214H119V215H118ZM149 214H151V212H149ZM149 214H148V217L150 218L152 214H151V215H149ZM159 214H160V213H159ZM174 214H172V215L174 216ZM202 214H203V215H202ZM224 214H223L222 219L224 218ZM240 214H239V215H240ZM38 215H39V217H38ZM94 215H95V214H94ZM94 215H93V216H94ZM101 215H103V217H106V214H105V215H104V214H101ZM101 215H100V218H102ZM109 215H110V214H109ZM117 215H118V216H117ZM126 215H127V216H126ZM134 215H135V216H138V215H136V214H134ZM156 215L154 214V215H152V216H156ZM162 215H164V214H161V217H159L160 219L163 217ZM166 215H167V213H166ZM166 215H164V217H165ZM169 215H170V214H169ZM199 215H197V217L195 216V217H196L195 221H198L197 219H198ZM48 216H49V218H47ZM70 216H71V215H70ZM70 216H69V217H70ZM77 216H78V215H77ZM93 216L90 215V218L93 217ZM139 216H140V215H139ZM158 216H159V215H158ZM201 216H200L199 218H202V219H203L206 215L203 216V217H201ZM215 216H217V215H215ZM215 216H214V218H215ZM230 216H229V217H230ZM234 216H238V215L235 214ZM45 217H46V218H45ZM52 217H53V218H52ZM69 217H68V218H69ZM79 217H80V216H78L77 218L79 219ZM86 217H87V216H86ZM97 217H98V216H97ZM109 217H110V218H109ZM122 217H121V218H122ZM130 217H131V215H129V218H130ZM167 217H168V216H167ZM167 217H165V218H167ZM178 217H180V215H179ZM181 217L183 218V216H181ZM208 217H210V216L208 215L207 217H205L206 219H205V218H204V219L207 220ZM39 218H41V220H39ZM42 218H43V220H42ZM59 218H60V217H59ZM123 218H122V220H123ZM129 218H128V219H129ZM134 218H135V217H133V220H135ZM136 218H137V217H136ZM149 218H147V219L149 220V223H146V222L143 221L142 224H144V225L150 224V226H152L151 223H152L153 220L151 219L152 221H151V223H150V219H149ZM151 218H152V217H151ZM155 218H156V217H155ZM159 218H158V219H159ZM165 218H164V220H167V219H165ZM168 218H169V217H168ZM170 218H171V217H170ZM170 218H169V219H170ZM172 218H175V216L172 217ZM185 218H186V217H185ZM193 218H194V217H193ZM193 218H192V219H193ZM210 218H211V217H210ZM214 218H213V220H214ZM218 218H219V216L217 217V219H218ZM50 219H51V220H50ZM70 219H71V217H70ZM85 219L87 220V222L85 221V223H87V224H86V227H87L88 225H90L89 227H92V228L95 227V228L93 229L94 231L96 230V231H95V234H96L97 230H99L102 226H104V224H103L102 226H101L100 224H98V222L100 223V220L97 222V224L95 223V221H94V222L91 221V222L94 223V224H89V223H90V221H89V217H87V218H85ZM85 219H84V220H85ZM102 219H103V218H102ZM105 219H106V218H105ZM111 219H113V222H112ZM131 219H132V218H131ZM137 219H138V218H137ZM140 219H141V218H140ZM176 219H177V218H176ZM178 219H179V218H178ZM192 219H191V220H192ZM204 219L201 220V221L204 222V221H205ZM224 219L227 220L228 218L225 217ZM224 219H223V220H224ZM229 219H232V218H229ZM229 219H228V220H229ZM233 219H234V218H233ZM52 220H55L56 224H55V222L52 221ZM72 220H75V221H76V219H72ZM90 220H92V219H90ZM94 220H96V217H95ZM103 220H104V219H103ZM122 220H121V222H122ZM124 220H123V221H124ZM142 220H143V219H142ZM142 220H140V221H142ZM148 220H147V221H148ZM155 220H156V219H155ZM172 220H173V219H172ZM180 220H181V218H180ZM180 220H178L177 223H178ZM183 220H184V218H183ZM183 220H182V221H183ZM213 220H212V218H211V221H212V222H213ZM215 220H216V219H215ZM223 220H222V221H223ZM42 221H43V222H42ZM82 221H83V220H82ZM82 221H81V223L79 222L80 224H78L79 226H77V229H78V227L80 228V226L83 225V224H82ZM88 221H89V222H88ZM96 221H97V220H96ZM104 221H105V220H104ZM104 221H103L102 223H105ZM118 221H119V220H117V222H118ZM126 221H125V224L127 223ZM128 221H130V220H128ZM135 221H136V220H135ZM145 221H146V220H145ZM158 221H159V220H158ZM162 221H163V219L161 220V222H162ZM173 221H175V220H173ZM182 221H181V222H182ZM184 221H185V220H184ZM186 221H188V220L186 219ZM186 221H185V222H186ZM208 221L210 222V219H208ZM216 221H217V220H216ZM57 222H58V223H57ZM69 222H71V220H70ZM73 222H74V221H73ZM76 222H77V221H76ZM76 222H75V223H76ZM108 222H109V221L106 222V224H105L106 226H104V227H105L106 229L109 228L108 230H111L110 233L112 232V234H114V232H113L114 230L121 229V227H120L119 224H116V225H118L119 228L116 227L115 225H113L114 227H113V226H112V227H113L114 230L112 229L111 226H110V227H111V229H110V227H107V226H109V225L107 224ZM114 222H115V223H114ZM138 222H139V221H138ZM138 222H137V223H138ZM153 222H154V221H153ZM161 222H160V223L158 222V224H161ZM167 222H168V220H167ZM198 222H200V219H199ZM203 222H202V223H203ZM209 222L206 223V224H209ZM229 222H230V220H229ZM229 222H228V223H229ZM59 223H61V224H59ZM71 223H72V222H71ZM77 223H78V222H77ZM119 223H120V222H119ZM132 223H133V221H132ZM145 223H146V224H145ZM156 223H157V220H156ZM172 223H173V222H172ZM175 223H176V221H175ZM177 223H176V224H177ZM182 223H184V222H182ZM195 223H196V222H195ZM204 223H205V222H204ZM215 223H216V222H213V224H215ZM218 223H219V224H218ZM220 223H222V222H221V221H220V222L217 221V225H218V226H217V225H216V226H217V227H220V226L223 227V225H221ZM228 223H227V225L230 224V223H229V224H228ZM129 224H130V223H128V225H129ZM153 224H154V223H153ZM162 224H163V223H162ZM167 224H169V223H165V225H167ZM176 224H175V227H177V225H178V224H177V225H176ZM192 224H193V223H192ZM210 224H211V222H210ZM223 224H224V222H223ZM225 224H226V223H225ZM225 224H224V226H226ZM56 225H57V226H56ZM60 225H62L64 228H63V227L60 228V227H59ZM95 225H96V226L100 225V226H99L100 228L97 227V229H96V226H95ZM123 225H124V224H122V226H123ZM134 225H135V223H133V225L131 224V226H128V231H126V230H127V229H126L127 227H125V229H126V230H125V231H126L125 233H124L123 230L121 229L120 232L122 231L123 234H122V233H120V234L126 236V239H127V238H128V237H127L128 233H130V232H132V231H133L134 233H135V232H136V233H137V232L141 233V231L143 230V228H142L143 226L141 225L140 228L137 229L138 231H136V228H137V227H136L135 229H132V228H131V227H133ZM138 225H139V224H138ZM171 225H172V224H171ZM193 225H194V224H193ZM196 225H197V223H196ZM200 225H201V224H200ZM202 225H203V224H202ZM202 225H201L200 227L197 225V226L199 227V228L197 227L198 229H197L196 227L192 226L193 228H196V229H197V230L194 229L195 232L197 231V235H198V232H199V233L202 232V234H203V231H202L203 228L200 229L201 227H203ZM219 225H220V226H219ZM46 226H49L50 228H49V227L47 228ZM68 226H70V224H69ZM93 226H94V227H93ZM124 226H125V225H124ZM126 226H127V225H126ZM158 226H159V225H158ZM161 226H162V225H161ZM172 226H173V225H172ZM211 226H213V225L211 224ZM211 226H208V225H207L206 227H209V228L211 229ZM216 226H215V228H216ZM44 227H46V228H44ZM82 227H83V226H82ZM153 227H154V226H153ZM155 227H156V226H155ZM165 227H166V226H165ZM168 227H169V226H168ZM173 227H174V226H173ZM204 227H205V225H204ZM54 228H55V229L57 228V230H58V228H60V231H63L64 233H65V231H68L67 234H66V235H68V237H66V235H65V237H66V238H65V237L63 236V234H64L63 232H60V233L57 232L56 234H59V235H56V236L53 235V233L57 231V230H54ZM62 228H63V230H62ZM65 228H69V229H65ZM73 228H74V227H73ZM92 228H91V231H93ZM116 228H117V229H116ZM123 228H124V227H123ZM130 228H131V230H130ZM146 228H147V227H146ZM150 228H152V227H150ZM150 228H147V229H145V230H147V231L149 232V231H150ZM159 228H160V227H159ZM161 228H162V227H161ZM163 228H164V227H163ZM171 228H172V227H171ZM182 228H183V227H181L180 230H182ZM193 228H192V229H193ZM213 228H214V227H213ZM236 228H237V227H236ZM49 229L51 230V231H49V232H51V234H50L48 231H46V230H49ZM64 229H65V230H64ZM84 229H86V228L84 227ZM88 229H89V228H88ZM101 229H102V228H101ZM101 229L98 231V233H99L100 231L102 232V230H105V229H102V230H101ZM153 229H154V228H153ZM156 229H158V227H157ZM168 229H170V228H167V230H165V231L167 232ZM199 229H200L201 231H198ZM216 229L218 230V228H216ZM216 229L214 230V234H217V235H218V233L224 232L225 227L222 228V231H221V229H220L221 232H220L219 230H218V232H217ZM226 229H228V227H226ZM43 230H44V231H43ZM52 230H54L53 233H52ZM80 230H81V232L83 231L82 229H80ZM89 230H90V229H89ZM129 230H130V231H129ZM134 230H135V231H134ZM139 230H141V231H139ZM145 230H143V231L145 232ZM154 230H155V229H154ZM154 230H153V231H154ZM171 230H173L174 232L176 231V230H174V228L171 229ZM205 230H206V229H205ZM211 230H212V229H211ZM228 230H229V229H228ZM238 230H239V229H237V231H238ZM240 230L242 231V229H240ZM240 230H239V232H240ZM263 230H264V229H263ZM42 231H43V232H42ZM45 231H46L47 233L50 234V235H48L49 237L47 236V234H46ZM73 231H74V233H75L76 231H79V229L76 230V231H75V229H74ZM91 231H90V232L88 231V232L90 233V235L92 234ZM106 231H107V230H105V231H103V232L106 233ZM147 231H146V232H147ZM153 231L151 230V232H153ZM155 231H156V230H155ZM178 231H179V230H178ZM215 231H216L217 233H216ZM232 231H233V230H232ZM79 232H80V231H79ZM81 232H80V233H81ZM86 232H87V230L85 231V233H86ZM88 232H87V233H88ZM101 232H100V233H101ZM107 232H109V231H107ZM115 232H117V231H115ZM146 232H145L144 234H146V235L148 236V234H147ZM160 232H161V230H160ZM160 232H159V233H160ZM174 232H173V233H174ZM182 232H183V231H182ZM195 232H194V233H195ZM206 232H207V233H208V232L210 233L211 231H209V229H207ZM225 232H226V230H225ZM228 232H229V231H228ZM228 232H227V234H229V235L232 234V236L230 235V238H229V239H233L232 241H234V240L237 238L238 235H235V233H233L234 231H233V232H230V233H228ZM239 232H238L237 234H239ZM44 233H45L46 235H45ZM62 233H63V234H62ZM74 233H73V235H75ZM87 233H86V234H87ZM136 233H135V234H136ZM161 233H162V232H161ZM169 233H170V232H169ZM171 233H172V231H171ZM176 233H177V232H176ZM176 233H175V234H176ZM178 233H179V232H178ZM190 233L192 234L193 232L190 231ZM207 233H206V234H207ZM209 233H208V235H209V237L211 238L210 234H211L212 232H211L210 234H209ZM241 233H242V232H241ZM241 233H240V236H242ZM261 233H262V232H261ZM71 234H72V233H71ZM76 234H77L78 236H81V235L83 236L84 232H83L82 234H80V235H79L78 232H76ZM93 234H94V233H93ZM118 234H119V233L117 232V235H116V236H117L118 238H117L116 236H114V237H116V238H115L116 240H117V239L119 240V238H120L119 236H121L120 234H119V236H118ZM130 234H132V233H130ZM130 234H129V236H130ZM141 234H142V233H141ZM152 234H153V233H152ZM156 234H157V236H155V234H154V236H155L154 238H156V237L159 238L158 235H160V234H158L157 232H156ZM162 234H164L163 237L166 236L164 232H163ZM166 234H167V233H166ZM175 234H174V235H175ZM214 234H213V235H214ZM221 234H223V233H221ZM221 234H219V235H220V236H219V241H220V243H223V244H224V242H225L224 239H226V236H227V237H229V236L226 235V233H225L224 235H226V236L223 238V235L221 236ZM233 234L236 236L235 239H234L235 236H234ZM61 235H62V236H61ZM84 235H85V234H84ZM88 235H89V234H88ZM99 235H101V234H99ZM99 235L94 236V238H95V237L97 238V239H95V240H99V242H96V244H98V245L95 244V241H93L92 238H91L90 236H89L90 238H88V239L92 240V241H91V244L94 243L93 245L96 246V248H94V250L97 249V248H98L97 246H99V245H100V247L106 245L107 243H104V242H106V240H107V241L109 240V239H108V238H109V235H110L109 233H108V236H107V233H106V237H108V238H106V239H105V238L102 239V237H100ZM104 235H105V234H104ZM132 235H133V234H132ZM149 235H150V234H149ZM169 235H170V234H169ZM169 235H167L168 238H169ZM171 235H172V234H171ZM171 235H170V236H171ZM174 235H173V236H174ZM182 235H183V234H182ZM199 235H200V234H199ZM204 235H205V234H204ZM211 235H212V234H211ZM257 235H258V234H257ZM257 235L255 234L256 237H257ZM261 235H262V234H261ZM263 235H264V232H263ZM46 236L49 238V239H48V242H47V238H46ZM57 236H58L59 238H60V237L65 238V239L62 241L63 244H62V242L60 241V240L63 239V238H60V240H59V238H57V239H58V240L56 239L57 242H58V241H60V242H58V244H57V242H56V240H55L56 245H54V243H55V242H54V239H55ZM97 236H98V237H97ZM102 236H103V235H102ZM124 236H122V237H124ZM133 236H134V235H133ZM138 236H139V235H138ZM138 236L136 235L135 238L138 237ZM142 236H143V239H144V240L142 239V242H143V245H145L144 243H145V241H146V240H145V237H146V236L144 237L143 234H142ZM160 236H161V235H160ZM201 236H202V235H201ZM201 236H200V237H201ZM240 236H239V237H240ZM253 236H254V235H253ZM53 237H55V238H53ZM69 237H71V240H72V241H71V240H70V241L67 240V238H69ZM85 237H86V236H85ZM103 237H105V236H103ZM140 237H141V236H139V238H140ZM149 237H150V236H149ZM149 237H148V238H149ZM151 237H152V236H151ZM151 237H150V239H151ZM163 237H161L162 239L159 238V240H161V241L164 240V239L166 240V237H165V238H163ZM180 237H181V236H180ZM191 237H192V236L190 235V238H191ZM193 237H194V236H193ZM195 237H196V236H195ZM198 237H199V236H198ZM206 237H207V236H205L204 239H205ZM214 237H215V235L213 236V238H214ZM239 237H238V238H239ZM259 237H260V235H259ZM111 238H112V237H110V239H111ZM129 238H130V237H129ZM129 238H128V239H129ZM135 238H134V239H135ZM141 238H142V237H141ZM146 238H147V237H146ZM148 238H147V239H148ZM157 238L155 239V242H156ZM171 238H172V237H171ZM215 238H217V239H215ZM215 238H214V240H217V241H215V242L218 243V236L215 237ZM221 238L223 239V242H221V240H222ZM37 239L40 241L41 246L39 245V243H38L39 241H38ZM69 239H70V238H69ZM86 239H87V238H86ZM104 239H105V241H104ZM122 239H123V238H122ZM122 239H121V240H122ZM134 239H133V240H134ZM201 239H202V238H200V240H201ZM204 239L202 240V242L204 241ZM257 239H258V238H257ZM261 239H262V238H261ZM45 240H46V241H45ZM83 240H84V239H83ZM90 240H86V242H88L87 245H85V243H80L81 246H78V245H77V249H78V247H79V248L84 247V249H83V248L80 249V251L82 250V254L80 253V251H78L79 249L77 250L78 255H79V254H80V256L82 255V257H83V254H84V257H85V256H86V257L91 256L90 254H92V253L90 252V254L87 255V254L89 253V251H88V253H86V250H85L86 247L89 246V245H90V249L93 248V245H91V244L89 243ZM100 240H102V241H104V242L101 241V242H102V244H101V243H100ZM123 240H124V239H123ZM133 240H132V241H133ZM135 240H138V238L135 239ZM152 240H154V239H152ZM152 240H151V241H152ZM167 240H169L168 242H170V239H167ZM167 240H166V241H167ZM214 240H212L213 243H214ZM258 240H259V239H258ZM36 241H37V242H36ZM65 241H66V242H65ZM68 241H69L70 243H69ZM84 241H85V240H84ZM125 241H126V240H125ZM127 241H128V240H127ZM138 241H139V240H138ZM140 241H141V239H140ZM210 241H211V239H210ZM32 242H34L35 245H34ZM35 242H36L39 246L36 245ZM42 242H43V244H42ZM71 242H73V243H71ZM80 242H81V241H80ZM108 242H109V241H108ZM129 242H131L130 239H129ZM135 242H137V241H135ZM153 242H154V241H153ZM153 242H151V244H153ZM205 242H207V240H206ZM263 242H264V240H263ZM60 243H61V244H60ZM66 243H67V244L69 243L70 245H67ZM74 243H75V244H74ZM103 243H104V245H103ZM125 243H126V242H125ZM127 243H128V242H127ZM127 243H126V245L129 244V243H128V244H127ZM149 243H150V242H149ZM208 243H211V242H208ZM72 244H74V245L72 246ZM132 244H134V243H132ZM132 244H131V245L129 244V245H130V248H132ZM135 244H136V243H135ZM141 244H142V243H141ZM147 244H148V242H147ZM46 245H47V244H44V246H46ZM62 245H63V246H62ZM84 245H85V246H84ZM149 245H150V244H149ZM221 245H222V244H221ZM35 246H36V247H35ZM64 246H65V247H64ZM66 246H68L69 248H70V246H71V248L69 249V248L66 247ZM124 246H125V245H124ZM124 246H122V247H124ZM133 246H134V245H133ZM135 246H136V245H135ZM139 246H140V245H138V248H136V249H139V248L141 247V246H140V247H139ZM217 246H220V244L217 245ZM217 246H215L214 249H218V248H216ZM223 246L225 247L226 245H223ZM263 246H264V243H263ZM37 247H38L39 249H40V247H42L41 249H42L43 251L38 250ZM62 247H63V248H62ZM104 247H105V246H104ZM147 247H149V246H147ZM151 247H152V245H151ZM151 247H150V248H151ZM220 247H221V246H220ZM43 248H44V249H43ZM49 248H52V247H49ZM64 248H65V249H64ZM67 248H68V249H67ZM124 248H126V247H124ZM225 248H226V247H225ZM98 249H99V248H98ZM101 249H102V247L100 248V250H101ZM127 249H128V251H129V248H127ZM147 249H148V248H147ZM63 250H60V251L62 252ZM87 250H89V247L87 248ZM91 250H92V249H91ZM121 250H122V249H121ZM123 250H124V249H123ZM123 250H122V251H123ZM140 250H141V248H140ZM140 250H139V252H140ZM142 250H143V248H142ZM149 250H151V249H149ZM167 250H168V248H167ZM263 250H264V249H263ZM39 251H40V252H43V253H42L43 255H44V251H48L49 254H51V255H49L48 253H47V254L49 255V258H52V259H49V260L46 259V258L44 259L43 257H45L46 254L43 256L42 254H40ZM60 251H59V252H60ZM75 251H76V250H75ZM97 251H99V250H97ZM130 251H131V249H130ZM132 251H133V250H132ZM146 251H147V252H146ZM146 251H145V253H148V252H149L148 250H146ZM162 251H165V250H162ZM162 251H161V252H162ZM220 251H221V250H220ZM61 252H60V253H61ZM68 252H69V251H68ZM68 252H67V254H69ZM83 252H85L86 255H85V253H83ZM94 252H95V251H94ZM117 252H118V251H117ZM117 252H116V253H117ZM120 252H121V251H120ZM134 252H135V251H134ZM139 252H138V253H139ZM142 252L144 253V250H143ZM165 252H166V251H165ZM112 253H113V252H112ZM112 253H111V255H112ZM114 253H115V251H114ZM118 253H119V252H118ZM129 253H130V252H129ZM129 253H126V254H127L128 256H129V255L131 256L132 253H131V254H129ZM140 253H141V252H140ZM140 253H139V254H140ZM149 253H150V252H149ZM149 253L147 254V256H148V255L150 256ZM151 253H152V250H151ZM263 253H264V252H263ZM38 254H39V255H38ZM62 254H63V253H62ZM64 254H63V255H64ZM139 254H137V255H139ZM160 254H161V253H159V256H160ZM214 254H215V253H214ZM214 254H212V255H213V256H212L213 259H214V257H215ZM216 254H217V253H216ZM222 254H223V253H222ZM261 254H262V253H261ZM40 255H41L42 257H41ZM69 255H71V254H69ZM75 255L77 256V253H75ZM93 255H94V254H92V256H93ZM116 255H117V254H115V256H116ZM121 255H123V257H124L125 254L121 253ZM121 255H120V256H121ZM133 255H134V254H133ZM141 255H142V253H141ZM161 255H162V258L165 257V256H163V254H161ZM226 255H227V254H226ZM50 256H51V257H50ZM64 256H65V255H64ZM67 256H68V255H67ZM67 256H66V258L69 259L70 256H69V257H67ZM73 256H74V255H72V257H73ZM144 256H146V254H145ZM149 256H148V257H149ZM167 256H168V254L166 255V257H167ZM216 256H217V255H216ZM224 256H225V255H224ZM38 257H39V258H38ZM46 257L48 258L47 255H46ZM72 257H71V258H72ZM94 257L97 258V256H93V258H94ZM134 257H136V256H134ZM219 257H220V255H219ZM219 257H218V261H220V260H219ZM263 257H264V256H263ZM263 257L261 256L260 259H262ZM90 258H92V257H90ZM95 258H94V259H91L90 261L94 260V262H95ZM111 258H112V257H111ZM114 258H115V257L113 256V259H114ZM117 258H118V256H117ZM126 258H130V257H126ZM132 258H133V257H132ZM132 258H130V259L133 260ZM215 258H216V257H215ZM226 258H228V257H226ZM54 259H55V257H54ZM61 259H62V258H61ZM63 259H64V258H63ZM80 259H81V257H80ZM97 259H98V258H97ZM97 259H96V261L98 262L99 260H97ZM119 259H120V258H118L117 260L119 261ZM121 259H122V258H121ZM130 259H129V260H130ZM216 259H217V258H216ZM216 259H214V260H216ZM221 259H222V258H221ZM57 260H58V258H56L55 263H54V262H53V263H54V264H57V262H58V264H59V263H60V262H59L60 260H59V261H57ZM78 260H79V259H77V261H78ZM85 260H87L86 262H88L89 257H88V259H85ZM85 260H84V262H85ZM100 260H101V261L98 262L99 264L102 263V260H103V259H100ZM114 260L117 261L116 259H114ZM129 260H128V262H129ZM134 260H135V259H134ZM159 260H160V259H159ZM223 260H224V258H223ZM228 260H229V259H228ZM228 260H227V261H228ZM48 261H49V262H48ZM70 261H71V264H72L73 260L70 259ZM79 261H80V260H79ZM118 261H117V262H118ZM161 261H163V260H161ZM161 261H160V262H161ZM165 261H166V259H165ZM165 261H164V262H165ZM211 261H212V260H211ZM225 261H226V260H225ZM225 261H224V262H225ZM230 261H232V260H230ZM262 261H264V259H262ZM65 262L67 263L66 260H65ZM94 262H93V264H94ZM103 262H104V261H103ZM220 262L222 263V261H220ZM224 262H223V263H224ZM258 262H259V261H258ZM61 263L63 264V262H61ZM78 263H79V262H77V264H78ZM82 263H83V262H82ZM90 263H91V262H90ZM90 263H88V264H90ZM118 263L120 264V263H122V262L120 261V262H118ZM118 263H117V264H118ZM130 263H131V261H130ZM130 263H128V264H130ZM165 263H166V262H165ZM165 263H163V264H165ZM167 263H168V262H167ZM226 263H228V262H226ZM262 263H263V262H262ZM262 263H261V264H262ZM64 264H65V263H64ZM67 264H68V263H67ZM113 264H116V262H114ZM224 264H225V263H224ZM229 264H230V263H229ZM232 264H233V262H232ZM239 264H240V263H239ZM241 264H242V263H241ZM255 264H257V263H255ZM263 264H264V263H263Z\"/></svg>","mask_w":264,"mask_h":264}]
</instances>
